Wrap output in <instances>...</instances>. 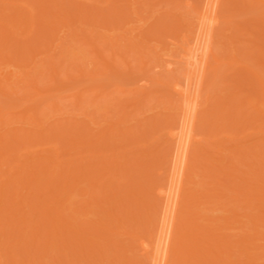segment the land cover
<instances>
[{"label":"rangeland","instance_id":"rangeland-1","mask_svg":"<svg viewBox=\"0 0 264 264\" xmlns=\"http://www.w3.org/2000/svg\"><path fill=\"white\" fill-rule=\"evenodd\" d=\"M2 1L3 0L0 1V7H1L0 8V24L9 25V23H10L9 32L11 34L10 33L5 34L6 31H4V33H1L3 35L4 34L6 35V37L4 36V38H6L7 41H5L3 36H1L0 38H3V39H0V40H2V41H0V47H2L1 42L5 41L4 43H7V44L5 45L6 48L3 49V47H2V51L0 52L3 54V56H4L3 58H5L4 60H1L4 62L0 63V73H3L5 76H7L8 73H12V75L18 74L21 77L20 78L21 81H18L20 83H18V84L16 83V85L11 84L10 83V82H12L11 80L12 79L14 80V78L11 77L9 82H7V84L10 83L11 86L10 87L7 86L8 91H6L7 88L5 87L6 88L4 90L5 94H2L5 96V98L0 93V108L3 111V112H0V116L2 118L3 113H4V115L6 114L5 117H9V120L7 121L8 124L5 121V119H3L4 117L2 119H0V120H2V122H4V124L6 123V125H5L6 127H4V128L0 127L1 128L0 129V135L2 137H4L3 138L4 140L9 139L10 135L13 134L12 131H14V133H15L16 130H18V129L22 130L23 129V131L27 130L28 132L30 130V131H32V133L34 132V134H35V131H38L37 133L39 135L41 134V131H42V134L40 136H42L44 132H45L44 135L51 133V134H49V136H51V137L46 135L45 140H47L48 137H49V140L50 139L52 140V141L50 140V142L48 144L47 141L44 142V139H43V142L47 143V144L42 146L41 143H43V142H40L42 140V138L39 141V143L38 142L36 143L37 140L34 141L33 144H36V145H32V143H30V145H27L26 143H28V141H27L28 139L26 140L25 136H24V139H22L21 142L19 140L18 143H14L16 141H13L11 139L13 141V143H10V145L11 144H13L14 146L17 145L18 148H20L21 145H23V146L25 145V147L23 148L24 150L19 149V150L23 151L22 153H20L21 157L20 156L16 157L15 153L13 155V150H15L14 149L15 147H13V148L11 146L7 147L8 149H6V151L10 152L11 157L8 158V156L5 155L6 158H4V160L2 158L3 162H2V160H0V166H1V168H0V185L2 186V190L4 187L2 184H4V185L7 184L8 186L4 187V190H5V188L8 187L9 188V190L7 188L8 192L12 193V191H11L12 186L13 187L15 185L17 186L18 184H16V183H19V182H17V180L18 181L22 180L25 183L26 182L24 179L25 177L22 178V177H17V176H20V174H23L26 171V170L22 171V169L24 168L23 167L24 164H25L24 166L26 167L28 172H30V173L34 172L35 173L36 170L38 169V167H36V165L33 166L31 164H32V161L36 164V162H35L36 159L39 162L40 161L42 162V160L47 159V160H45V162L43 161L41 163L42 165H40V168H44V171H46L48 169L49 171H46L45 175L47 174L50 177H55V179L57 177L56 175L59 174V176H60L59 178H61L62 180L59 179L60 181L56 185H58L59 187H61V185H62V188H64V186L67 185V184L65 185V183L68 182V179L70 180V178H66L65 176L71 175V174H65V176H64L63 171H65L67 169V172H68V169L70 170L72 163L74 166H76V165L83 166L85 164L87 165V163L88 164L91 163V164H93V167H96V168H98V167L104 168V166L106 165V167L108 169L106 167L105 168L108 171H110L109 170L110 167L113 166L112 163L116 164V162H117L116 165L118 166V164L121 165L123 162H125L124 163L125 165L124 164H122V165L124 166V168L126 166L125 170H127V173H128V166L130 165V163H132V161H134V160H138V161H134L135 167H134V162L132 163V165H130L131 167L129 166L131 168L130 171L133 170L132 172L134 174L131 172L133 174L132 175L129 172L130 176L129 175L127 176L126 175L127 173H126L125 175H122V176H124L123 178H121L122 176L120 177L118 175L120 178H117V180L119 179L118 181L122 182V185H121V183H118L117 184L119 186L118 187V186H116V182H118V181L115 180V181H113L114 183L110 181L112 183V185L115 184L113 186V188H111V189L106 188V186L110 184V183L108 184L107 180L109 181L110 179H112V177L110 176V173L107 176H110L111 178L106 176V172H108V171H106L105 174L102 173L101 176H103V177H101V176H98V175H100L98 173V171L96 173V170H98V169L93 168V170H95V175L98 174L96 176L99 177V179H96V181L98 180L97 182H93L94 179L93 180L90 179V178H92L93 175L92 176L89 175L90 178H89V176L86 175L88 178L86 177L85 179L83 178L84 180L82 179L83 181H79L77 177H78V175H82V173L80 174V171L78 172V169H77V167H81V166H77V167H75L76 168L75 170L78 172V174H76V177H75V173L74 174L72 173L73 174L72 177H75V179H77L79 181L77 184L76 190L77 189L85 190L87 192V194L85 196H83V195L80 196V195L75 194V191L72 189L73 190V191L71 190L72 194H73V192H74V194L73 195L71 194L70 195L71 197L68 194V196L70 198L67 199V196H65L66 198L64 200V199H62V198H64L63 196L62 197L58 196L62 200L63 205H61V204L58 205L56 203L51 204L49 202H46L47 206H51V205L55 204L56 206L55 205H53V206L58 210L56 212L60 211V214H68L70 216L73 214L72 212H75L76 207L77 208L80 207V209H82L83 206H85V204H88L87 202L89 200L88 199L89 196H91V199H93V197H94L95 200H97L98 204L99 203L103 204L104 202L105 203L107 202V198L109 197L108 196L107 198H105L107 195H110V197L112 195V197H113V194H114V196H116V198H114L113 200L116 202L115 203H114V201H111V202H112V206L114 203L116 208L114 210H110L111 212L109 211V214L113 213V215H114V213L115 214L117 213L116 218L114 217V219H115L114 221H116V219H119V217H120V220H122L123 223H125V226L124 227L122 226V228H125L126 230H124L122 228H120V230H119V227H121L119 225H123L122 221L120 223H118V225H117L116 223H114V221L110 220V218H111L110 217V218H108V221L110 220V223L113 226V229L110 230V232H109L108 228L104 227L105 225H108V221L105 220L106 217L104 215L103 216L99 215L100 212H98V209H97L98 215H96L97 213L96 214L93 213V211H92L93 209H91L92 212L90 210L86 209V212H84L85 215H83V213H82L83 211H77L76 210L77 212H81L83 215V216L79 215L80 217L78 216L77 221L79 219L80 220L79 222L85 221L86 223H92V228H93L92 230H94V231L93 232L91 231V234H87V232L91 229H88L90 227L87 226V229H88V231H87V230H85L86 227H84L85 229H83V230H85L87 235L84 234L82 236V238H84L86 241H88V243L91 242L90 246L88 247L89 249L86 248L88 245L85 246V243H86L85 240H82V242H84V245L81 244L82 242L79 243V241H81V239L79 241L74 240L75 242H78L81 246L79 244L75 243L74 241H72L75 243V245L76 244L77 245L75 246V245L70 244L72 246L71 247L68 244L67 239L65 240V237H62L61 235H60L61 238H63V241H65V242L63 243L61 240H59L60 241V243H59L57 241L60 237L59 235H58V239H56V238L54 239V242L57 241L58 246H61V248H62L63 246L65 247L64 244H66V241H67V244H66L67 248H69L68 246L71 247L68 250H65V248H64L63 251H65V252H63V253H62V250L60 248H58L57 252L55 251V249H51L50 245L49 246L47 245V247L44 248L45 244L40 245V242L42 239L40 241H31L32 238L28 239L25 236L24 231H26V233L28 231V233H30V235L35 233L37 236H35V234H34V237H40V236H38L40 234L36 233L37 231H34V232L32 231V228H33L32 226L38 225L39 228H37V229L35 227L34 228L38 231L40 230V232L42 231L41 233L44 235V237L46 236L45 232L48 231V230L45 231V229H47V227L43 228L42 225H40L41 220L38 219L39 218L38 213H40V212L35 211V213H37V218H34V217H36V215L33 216L31 211L28 212L29 207L32 205L33 206L30 207L32 209H36L35 207H37L40 203L41 204L43 203L46 206V203H44L45 201L44 202H42V201L45 200L44 197L46 199L49 197L48 196V192H49L48 189L51 188L48 186L49 188L47 189L46 185H42L43 190L39 186L41 191L40 190L36 191V193H39V196H40L39 199L37 196L38 194L37 195L33 194L35 189H31L30 186L28 187V189H30V190L27 192H29V193L33 192L32 196L34 197V199H36L35 203H33V201H34L33 200L32 202H30L28 209L25 206L24 210H22L21 212H17V213L23 212L25 214L24 217L26 219H24V220H27V222L25 221L26 223L25 224L23 223L24 224L23 226L22 225L20 226L18 224L19 218H21V219L24 218L23 213L18 215V220H17L18 225L16 223H14V220H16V219H14L13 217L16 218V216L12 217L14 219V220L12 219V222L15 224L14 227L18 231L20 229H24V231L22 230L23 235L27 239V240H25L24 244L25 243L27 244L28 241H30V243H33L32 245L35 246V247H33L34 249L31 247L34 251H36L37 248H40L39 246H42L43 250L47 251V254L50 253L49 255H47L44 252V254H43L44 258L41 257V255H39L41 258L42 264H50V262H52L51 264H53L56 257H58L59 260H61V262H63L62 264H71V263H73V264H77V263L78 264H88L87 261H88V259L90 260V258L93 259V262H92V260H90L89 264H91V263L100 264L99 262H100V260L101 261L103 260L102 256L105 252L102 254V251H100V253H98V251H95V250H101L102 248H106V246H108V247L110 246L111 252H110V250H108L109 248L107 247L108 249L107 248L106 249L108 250V254H110V257L108 256V254H107V256H105V254H104V257H107L109 260L112 259L118 263L119 261H122L121 259H123L126 262L123 264H128V263L129 264H145V263H149L150 262V261H148V260H150L149 257H146L147 254H145L146 258H144V255H143L144 252L141 250L142 248H140L142 240H144L142 238H143V236H145L144 238H146V236L148 237L149 234H151V231L153 232L155 224L158 222L157 218L155 217V210L158 211L159 208L157 207L158 206L157 202L160 200H157L158 196L156 197V195H158L157 192L159 189L157 190L156 188H157V186L159 187L161 184H165L162 181H165L167 179L168 174L165 173L167 170H164V168L167 169V167H165L166 162H168L167 160L170 158L169 157L170 155L167 156L166 154H169L168 153V152H170L169 149L173 146V144L171 146V143H170L171 140H169L170 136L168 134L170 133V128L171 129L174 128V127H172L173 124H171L172 121H176L175 118H173V116L174 117L177 116L176 119H178V120L181 119V118H179L180 117L179 115L182 116V114L177 113V111L179 112V110H181V108H180L181 104L179 105V107H177L178 104L180 103L179 102L180 99L178 101L179 97L176 94V92L174 93L175 88L173 86L177 83L178 80L180 81V84H181L184 80V76H186V74H187V69L185 67L184 60H183V58L181 60L179 58H181V56L183 57V55L180 56V54L183 53V52H180L184 47L182 45L185 44V46H187L188 44H190V43H186V41L189 42V40H190V38H192V36L191 37L189 36L190 38L187 36L188 39L186 40V38H185V40L183 39L184 41H182V38L185 37L186 35L190 34L191 33L190 31H192V30H194V32H195L196 26H194L193 24H195V22H196V24H198L197 21L199 20V17L196 19V17H197L196 13L199 14L198 10H200V9H198L195 11V9H197V5H199V8L202 7L200 5H203V4H197V3H199V2L202 3L203 1L202 0H168V1L167 0H71V3H67V2H69L68 0H65V1L64 0L63 1L62 0H57V1L55 0V2L53 1L55 4L50 2V4L52 3L50 5V7L49 6L47 7V5H44V4L40 5V3H43V1L45 3L46 0H42V2H40L41 0H39V1L38 0H22V2H21V0H14V2H11L10 0L4 1V4L10 3L9 5L8 4L3 5ZM34 1L37 2L38 5H36V3H34ZM223 1L220 5L221 6L220 11L218 12L220 14L217 13L219 15L218 18H220V19L217 20V21H219L218 23L216 22L217 24L215 23L216 28L214 29V32L215 31L216 32L214 33L215 36H213L214 37L213 42L215 44H213V48H212V49H214V50H212V51H214V54L216 53V57L218 56L217 59L218 60L221 59L220 60L221 63L213 62L214 60L212 61L214 64L213 63H212V65L210 64L211 65L210 67H212V68L209 69L210 72L207 74L209 76L204 78V82L202 85L203 89L200 90L202 93V97L199 100L200 101L199 114L197 117L198 119H197V124L195 127L196 128L195 134L197 135L196 136L197 141H196L195 145L193 144L191 154H190V157H191L190 163H189L190 168H189L188 173H187V178H186V182H185V186H184V190H183V202H182V207H181L182 213L180 212L182 214L181 216L184 218L180 219V220H182L181 222H179L180 220L178 221L180 224H178L177 232H179L180 235H178V233H177V235H178V237L185 235L188 238L196 239V237L197 236L199 237V235L201 233L200 236L203 235L202 237H204L202 239H205V237H207V236H209V237L211 236L212 238L217 237L218 240H219V238H221L219 241L218 240H216V241L221 242L223 240L224 243H222L221 245H218L220 243L217 244V242H216V244L218 246H220V248H221L220 252L222 251V253H221L222 255L219 256L220 252L218 253V250H216L215 248L214 249L212 248V250H213L212 252H214L216 250L215 254L217 253L219 256L217 258L218 261L216 260V257H215V261H216V263L218 262V264H241V263L242 264H251V263H253V264H264V217H261L260 219H258V220H262V222L260 221L261 223L259 221L255 222V221H257L255 219H257L260 216H264V181H262V179H264V178H262V177H264V175H261L262 173H264V172H262V171H264V96H261V94H258V91L260 92V89H259L258 85L256 87V85H255L256 83L253 85L252 84L253 82L252 83L249 82V83H251V86L248 83V81H250V80L252 81V79H254V77H253L254 75H252L251 73L255 74V71L260 70V72H259V73H261L260 75L264 74V70H262V69H264V57H262V55H264V39H262V38H264V32H262V30H264V29H262L260 31V29L262 27H264V0H223ZM32 4H34V6ZM47 4L49 5V2H47ZM53 4L55 5V7H53ZM67 4H69L70 6ZM59 5H61V6H59ZM74 5L76 8L73 7ZM78 5L80 7H78ZM10 8H15V9H18L17 12L18 11L22 12V14H24V16H26L25 18L23 16L24 19H26L27 16L31 18L32 14L36 15V19L38 18L37 16L41 12H46V14L44 15V17L38 18L36 20V22L34 21L36 23V25H35L36 27L33 26V28H37V29H35L34 31H31V32H33L32 34L30 33V31L28 29H26L24 31V32H26L28 30L27 33H23L22 30H18L19 25H18V27H16L17 23L14 24L11 22V20H8L9 15L14 17V19H18V16H15V13L14 14L9 13L8 10ZM63 8L66 11H69L66 14H69V13L71 14V15H68V18L65 17L61 12H58V10L62 11ZM222 8H223V10H221ZM12 10L10 12H12ZM84 10H85V12H84ZM14 12H16V10ZM84 13L86 14V18H85ZM87 14L90 15V18ZM53 15H54V17L56 16V18L58 17V19L60 21L58 22L57 21L58 19L57 20L55 19L56 20V22H55V20L52 19ZM91 16L93 18H91ZM2 17H4V18L2 19ZM77 17L82 18V21H84L85 24L81 21L79 22L80 18L76 19ZM96 17H97V19L95 20ZM45 18H46V21H45ZM193 18L197 21H193L194 20ZM24 19H22L23 22L25 21ZM27 19H28V21H30L29 18H27ZM47 19H51V22H50V20H47ZM69 19H71L72 21ZM76 20H78V21H76ZM32 21H33V19H31V22ZM89 21H91L92 24ZM31 22H29L30 24L29 25L27 24V25L28 26L34 25V24H31ZM53 22H55V23H53ZM192 22H194V23H192ZM86 23H87V25H86ZM37 24H39V25H37ZM43 24H46V26H48V27H46ZM189 24H190V26H189ZM215 24H214V27H215ZM11 25H12V27H11ZM54 25H56V26L58 25L56 30H54L55 32L53 30H50L52 28L49 29V26L53 27ZM41 26L43 28H45V30ZM192 26L194 27V29L191 28ZM256 26H257V28H256ZM23 27H25V26H23ZM170 27H173V28L176 27L174 29H177V30H173V28L171 29ZM238 27H243V28L245 27L244 29H247L249 31V34H247V33L245 34V32H244L245 35H242L240 32L238 34V32H237ZM27 28H29L31 30L32 27L30 26ZM169 28L171 29V31H169V30L167 31V29H169ZM46 29H48V30H46ZM0 30H2V29L0 28ZM167 32H169V33H167ZM257 32H259V33H257ZM260 32L262 35L260 34ZM29 33L31 36H29ZM232 33L237 36V39L235 38L236 36H234ZM238 35H240V36H238ZM260 35H261V37H260ZM181 46H182V49L180 48ZM9 47H10V49H9ZM90 48H92L91 49L92 51L90 50ZM185 48H187V47H185ZM16 51H17V53H16ZM93 51L97 52V54ZM7 52L9 54H7ZM20 52H22V53H20ZM94 53L96 55H98L100 58L98 59V56H96ZM183 54H185V53H183ZM254 54H255V56L258 55L259 58H255ZM232 55L234 57L235 56L236 57L234 58V57H232ZM8 56L10 58H13V59H9ZM29 58H30V60H29ZM229 58L232 61L231 65L228 64ZM235 59L238 61V63H235ZM5 60H6V62H5ZM20 61H22V64ZM224 61H226V62H224ZM17 62L20 64V66ZM23 62H24V65H23ZM105 63L107 64L108 69L105 67ZM258 63H259V65H258ZM102 65H104V66H102ZM144 65H146V66H144ZM181 65H184L185 68L182 69ZM220 65H221V67H220ZM181 70H182V74L180 75L179 72H181ZM246 71L251 72V73L248 72L249 74L252 75V76H250V78L248 76L249 74L243 76L244 75L243 73L245 72V74H246ZM238 72L241 75H239ZM51 73H53V74H51ZM237 75H239L240 77L242 76L241 79H244L243 80L244 83L247 82L248 85L242 84L244 87L241 85L238 86V83H236V80L240 79V77ZM182 78H183V80H181ZM245 79H246V81H245ZM31 81L34 84H32ZM230 81L233 83H231ZM238 81L240 84L241 80H237V82ZM232 84H234V85H232ZM246 85L248 87H246ZM11 88H13V89H11ZM36 88L38 89V91ZM248 88H250V89H248ZM171 90H173V91L171 92ZM36 91L38 93H39V91L42 92V94H40L41 98H40V96L38 98V93H37V95L35 94ZM203 92H204V94H203ZM6 93H7V95H6ZM253 95L255 96V99H254ZM262 95H264V94H262ZM173 97H174V99H173ZM242 97L243 98L245 97L246 99L248 97L251 98L250 104L252 103V101H253V103L250 105V104H248L249 102L248 103L246 102L247 104H245L246 99L244 98V100H243ZM232 98H233V100L235 99L234 100L235 102L232 100ZM256 99L258 100V102ZM259 100L262 102L260 103ZM242 101H244L245 106L244 105L242 106V103H241ZM222 102L223 103L227 102L228 105L225 106V108L223 105H221L222 107L220 106L221 107L220 111L222 110V112H223V110H224V112L223 113L218 112V115H220V116H218L216 112L219 111V109L217 108L216 103L222 104ZM233 102H234V104H233ZM132 103H133V105H132ZM229 103L232 105H230ZM6 104H8V105H6ZM224 105H226V104H224ZM53 106L57 109V111L54 112ZM237 106H238V108H236ZM241 106H242V109H241L240 114L238 112L239 117L237 115H236L237 117L234 116V114H235L234 112L237 113V109H240ZM216 108H217V110H215ZM228 108H230V109H228ZM29 109L30 110L33 109V111L30 112ZM176 109H177V111H176ZM227 109L229 110V112ZM28 110H29V112H28ZM230 110L231 111L234 110V111L231 112ZM34 111H35V113H34ZM212 112H214L215 114ZM22 114H23V117L26 114H27L26 116L29 115V118H28L29 121H30L31 117H34V114L36 117V118L35 117L32 118L34 120H36L38 116L42 115V117H39V119L43 123L41 124V123L37 122L38 119L36 121L37 124H36V122H34V124H36V125H33L32 124L33 122L31 123V121H30L31 124L21 123L20 121H22V119H19V118H17V119H19L20 121L17 120L16 122H13L12 121L13 118H10L11 116L12 117L18 116V115L22 116ZM251 114H252L251 117L253 119H251V117H249ZM257 114H260V115L257 116ZM30 115H33V116H30ZM43 115L45 118L43 117ZM206 115H207V118H206ZM231 115H233V116H231ZM253 115L255 117H253ZM213 116H214V118H216V120L213 118ZM220 117L222 118V120ZM217 120H219V121H217ZM234 120L237 123H235ZM251 120H255V121H251ZM23 121H25V120H23ZM117 122H119V123L117 124ZM178 122H180V120ZM238 122H239V124H238ZM153 123L156 125L155 126L156 128L153 127L154 132L152 129V126H154V125H152ZM169 123H170V125H169ZM114 124H117V125L114 126ZM33 126H35V127L36 126L37 127L42 126V128L39 127L37 130V129H34L35 127H33ZM150 126H151V129H150ZM224 126H226V127L224 128ZM238 126H239V128H238ZM115 128H117V129H115ZM223 128L225 129L224 131H226L225 133L222 132ZM227 128H229V129H227ZM4 129H6L5 131L7 133L3 136ZM167 129L169 131L168 133H167ZM39 130H41V131L39 132ZM61 130H62V132H61ZM117 130L121 131V134H119L121 136L118 135ZM18 131H20V130H18ZM57 131H58V133H57ZM132 131H133L134 135H135V133L137 135L139 134L138 137H140V138L137 137L136 141L134 140V138L137 135H135V137H134V135L132 134ZM151 131H152V133H151ZM232 131H233V133H232ZM111 132H113L112 136L113 137L115 136V139H112V140H115L113 143H112V140H110V137L112 138V136L110 134ZM115 132L117 134H115ZM229 132L233 135H231ZM88 133L91 134V136L88 135ZM129 133H131L133 135V137H134V138L132 137L133 139H131L130 136H129L130 138L128 137ZM56 134H57V136H56ZM106 134L108 136L107 139L109 141H111L110 144H109V141H108V143L106 142L107 141L105 138ZM113 134H115V135H113ZM53 135H55V136H53ZM124 135L127 137L125 138ZM11 136L13 137V135H11ZM87 136H89V137L86 138ZM2 137L0 139H2ZM56 137H57V139H56ZM103 137L105 138L106 141L104 140ZM14 138H15V136H14ZM59 138H60V140L58 141ZM67 138L70 139V144L73 145V146H71V149H68V147H70V146H68L69 144H66L67 141L69 143V140ZM84 138H86V139H84ZM139 139L142 140V143H141V140H139ZM71 140L73 143H74V140L76 142L77 141L78 142L75 144H72ZM79 141L83 142V146L81 144H79ZM100 141H102L103 143L106 142L108 144L109 148L105 143L103 145L102 142H100ZM134 141L138 144H136ZM137 141H140V143ZM29 142H30V140H29ZM51 143L52 144L57 143V144L52 145ZM84 143L85 144L87 143V146H91L89 144L94 143V145H93V146H95L94 151L97 155L94 153V151L92 153H88V150H87L88 147L86 145H84ZM38 144H39V146H38ZM76 144H78V145L74 146ZM105 145H106V148L103 149L105 147ZM52 146H54V147L52 148ZM79 146H81L80 148H82L81 150H80V148H78L79 153H77L78 149L77 150L73 149V151H72V147L77 148ZM26 147H28L29 149ZM48 148H50V149H48ZM83 148H84V150H83ZM151 148H153V149H151ZM51 149H53L52 150L53 153L51 152ZM54 149L56 150L55 152H54ZM122 149H124V151ZM145 149H146V151H145ZM147 150H149L148 152H153V154L151 153L148 156V154L143 153V151L147 152ZM239 150H241V151H239ZM21 151H19V152H21ZM25 151L27 153H25ZM242 151L244 153H242ZM19 152H17V155ZM49 152H50L51 157H49L47 155ZM125 152L128 156L125 154ZM140 152L143 153V156L145 154L147 157L146 156L141 157L142 155H140V156L136 155V154H139ZM142 153H140V154H142ZM118 154H121V155H118ZM122 154H123V156H122ZM41 155L43 157H41ZM117 155L120 156V159H118V160L116 159V158H118ZM150 155H152V156H150ZM121 156L125 160L121 159ZM201 156H202V158H201ZM32 157H34L35 160ZM165 157L166 158L168 157V159L166 160ZM20 158H21V160H20ZM39 158L40 159L42 158V160H38ZM43 158H45V159H43ZM82 158H84L83 162H81L83 160ZM138 158H140V159H138ZM144 158H147V159H144ZM200 158L203 160L201 161ZM141 159H143L145 161V162L143 161L144 164L146 163L144 166H140L143 163V162L141 163V161H140ZM251 159H252V162H251ZM11 160L14 163H11L12 162ZM14 160H16V161H14ZM69 160L71 161V163L69 162ZM206 160H209L211 162V164L214 166V168L211 164H208L206 162ZM238 160H240V161H238ZM20 161H22V162L19 163ZM28 161H30V162H28ZM7 162L8 163L10 162L12 166L10 167L9 166L10 164H7ZM27 162L31 163V164H27ZM98 162H100V164ZM137 162H139L141 164L139 165V163H138V165H139L138 166V165H136ZM163 162H165V163L163 164ZM22 163H23V165H21ZM94 163L95 164L98 163L99 165L95 166ZM226 163H227V165H226ZM17 164H19L18 165L19 167L17 166ZM61 164L63 165V167L65 166L64 167L65 170H62V174H63L62 177H64V179L61 177L62 174L59 173V168L62 166ZM65 164H71V165H65ZM127 164H128V166H127ZM6 165L9 166L10 168L9 167L6 168ZM122 165L120 168H123ZM161 165H163V166H161ZM238 165H239V167H238ZM30 166H33L34 168H37V169H34L33 167L31 168ZM167 166H169V165H167ZM87 167H88V165H87ZM45 168H47V169H45ZM90 168H92V166ZM206 168L209 170H207ZM9 169H10V171H9ZM89 169H88V172L91 170V169L90 170ZM215 169H217L219 172ZM220 169H222V170H220ZM234 169H235V171H234ZM93 170H91V171H93ZM162 170L164 172L163 174L166 175L165 180H164V175H162ZM71 171H72V169H71ZM86 171H87V169H86ZM111 171H112L111 175H114L115 173L113 174V168ZM10 172L14 173V174H10ZM28 172L26 174H28ZM48 172H51V173L49 174ZM121 172H122V174H124L123 171L119 170V174ZM243 172H245V173H243ZM2 173H4V174L2 175ZM116 173H118V168H117ZM36 174H37V172H36ZM144 174H146V176H147L145 178L147 181L143 178L142 179L145 181L141 180V177ZM244 174H247V175L244 176ZM252 174H254V175H252ZM24 175H25V173H24ZM47 175L45 177H47ZM118 176L116 175V177H118ZM220 176H222V177L219 178ZM41 177L43 178V176H41ZM41 177H40V179H41ZM50 177H48L47 179H49ZM126 177L128 179L130 177L131 179L127 180ZM101 178L105 179V181L103 179L102 180L104 181V183H107L106 186L105 185L103 186L102 180H100ZM132 178H133V181H132ZM161 178H163V179H161ZM55 179L53 180V182L55 181ZM124 179H126V180H124ZM231 179L233 181H231ZM9 180L11 182H9ZM26 180H27V176H26ZM36 180H38V179H36ZM36 180L35 181L33 180V181L36 182ZM57 180H58V178H57ZM89 180H91V181H89ZM112 180H114V179H112ZM134 180L137 182H134ZM7 181L9 184L6 183ZM22 181H20V182H22ZM130 181H132V183H135V184H133V189L135 188L138 190L142 186L144 187V188L142 187L144 190V192H142V195L146 196L147 198L144 196L139 197L138 194L135 192V190L131 191L133 194H135L134 199H136V197H137L138 201L146 199L145 201H143L144 202L143 204H145V205H141L142 207L139 206V208H141V209L144 208V210L140 209V211H139L138 206H136L134 203L136 200L134 201V199H132V202H131V201H126L125 198H122V196L124 194L126 195L128 193V188H127V185H125V184L126 183L130 184L129 183ZM149 181H150V184H149ZM56 182L57 181H55L54 183H56ZM88 182L91 183L90 185H92V184L94 185L97 183L99 184V182L102 183V186H100L101 184H99L98 187H96V185H95V188L94 189L92 188V191L93 190L97 191L96 193L98 196H96L95 192L94 193L90 192V189L88 188L89 187ZM123 182H125V184ZM138 182H140L142 184V185L140 184L141 187L134 186V185H139ZM237 182H239V183H237ZM136 183H138V184H136ZM166 183H167V180H166ZM26 184H27V182H26ZM37 185H39V184H37ZM74 186H76V183ZM111 186H109V187H111ZM229 186H230V189H228ZM18 187L19 188L17 189V192H16L17 194L19 193V191H21L20 190L21 185ZM44 187L47 190L44 189ZM54 187H55V185H54ZM59 187L56 186V190ZM114 187H115V190H114ZM162 187H165V185ZM69 188L70 187H68V189H67L68 191H69ZM90 188H91V186H90ZM124 188H127V190ZM237 188H238V191H237ZM260 188H261V190H259ZM65 189H64V192L66 193ZM88 189H89V191H88ZM108 189H109V193L107 194L106 191H108ZM241 189H245V190H243L244 192ZM26 190L24 189V191H26ZM79 190H78V193H79ZM155 190L157 191L156 193L154 192ZM0 191H1V188H0ZM22 191H23V189H22ZM52 191H50V192L52 193ZM68 191H67V193H68ZM211 191H213V192H211ZM3 192H6V191H3ZM257 192H259V193H257ZM20 193L24 194V195L26 194V192L25 193L20 192ZM29 193H27V194H29ZM54 193H56V192H54ZM91 193H93V194H91ZM154 193H155V195H154ZM250 193H252L251 195L254 194L255 196L254 195L251 196ZM256 193L260 194V195L257 196ZM5 194L7 195V192ZM30 194H29V196H30ZM46 194L48 197L44 196ZM243 194H246V195H243ZM12 195H14V194H12ZM49 195H51V194L49 193ZM17 196L18 195H15V197H17ZM20 196L22 197V195H20ZM119 196L123 199V200L121 199L120 202L118 200V198H120ZM41 197H42V199H41ZM100 197L102 198L101 200L103 201V203L101 202ZM9 198H11V197H9ZM17 198H19V197H17ZM22 198L26 199V197H22ZM245 198L247 201L244 200ZM253 199H255V201ZM10 200H12V199H10ZM63 200L65 202H63ZM109 200H110V198H109ZM84 201H86V203ZM189 201L192 203L193 206L190 205L191 203ZM4 202L5 201H3V203ZM83 202H84V204H83ZM90 202H92V201L90 200ZM97 202L94 201V203H97ZM11 203H14V202H11ZM15 203H16V200H15ZM77 203H78V205L76 206ZM22 204H24V203H22ZM110 204H109V206H111ZM126 204H128L127 208H126V206H127ZM132 204H134L135 206L133 205L132 209H128V208H131L130 205H132ZM139 204H141V202ZM1 205H2V203H1ZM1 205H0V208H1ZM13 205L15 206V204H13ZM94 205H92V206L96 207V205L95 206ZM45 206H44L43 210L41 209L42 211L47 210V208H45ZM53 206H51L49 208V210H50L49 214L50 215L53 214L52 210H55V209H53ZM87 206L92 207L90 204H88ZM109 206H108V208H109ZM112 206H111V208H112ZM183 206H184V208H183ZM2 207H3V205H2ZM119 207H122V208H119ZM133 207H135V209ZM159 207H160V205H159ZM23 208L21 207V209H23ZM40 208L41 207H39V209ZM156 208H158V209H156ZM161 208H162V205H161ZM126 209H128V210H126ZM136 209H137V211H136ZM1 210H2V208L0 209V212H2ZM6 210H9V208ZM104 210H106V209H104ZM104 210H103V212H104ZM122 210L123 211L125 210L128 212L130 210H132L135 212L134 215L138 212L141 213V215L138 216V221L134 220V219H132L133 221L132 220L130 221V219H128L129 221H126V219L124 217L125 211L123 213ZM11 212L13 213V211H11ZM103 212H101V213L103 214ZM183 212H185V213L183 214ZM8 213H7V215H8ZM75 213L73 214V216L76 219L77 213L76 214ZM106 213H107V211H106ZM142 213H144V215ZM159 213H161V211ZM191 213L193 215L192 217H191ZM185 214H187V215H185ZM107 215H108V213H107ZM113 215H112V218H113ZM119 215H121V216L123 215V218L125 220H123L122 217ZM158 215L160 216V214H158ZM188 215H190V217ZM254 215L255 216L257 215L256 218ZM258 215H260V216H258ZM8 216H10V215H8ZM53 216H55V213L53 214ZM141 216H146L147 219H144V217H142L141 219L142 220L144 219V220L143 221L140 220L141 221L140 222L139 217H141ZM148 217H149V219H148ZM253 217L255 218L254 220H253ZM53 218H57V217H53ZM67 218L68 217L66 216L65 219H67ZM126 218H127V216H126ZM133 218H137V214H136V217L133 216ZM185 218L188 221H190L191 224H189L190 222L189 223L187 221L185 222L184 221V220H186ZM0 219H1V217H0ZM45 219H43V220H45ZM9 221L10 220H8L7 222H3L2 224L0 221V229L3 227V230H4L3 233H6L5 235H6L7 239H10L12 235L16 234L15 232H13V231H15V229L13 231L12 230L10 231V228L8 226L9 231H10L9 232L8 228L5 226L4 223H6V225H7L9 223ZM32 221L34 222V225H32ZM68 221H70V220H68ZM135 221H136V224L134 223ZM46 222L49 224L50 227L55 225V222L52 221V218L51 219L47 218ZM93 222L95 224H93ZM138 222L141 223L140 226L139 225L136 226ZM187 223L189 225L185 226ZM3 224H4V226H3ZM26 224H27V228H25ZM68 224L70 225V223H68ZM81 224H82V222H81ZM183 224H185L184 225L185 227H183V230H181L179 227L182 228ZM126 225H127V227H126ZM11 226H13V224L10 225V227ZM77 226L78 225H74V223L71 225V227L72 228L75 227V229ZM100 226H101V229L105 230L108 233L107 234L103 231L105 234H107L106 235L107 237H105V235L102 238L98 237L99 233L97 231L99 230ZM28 227H30V229H28ZM58 227H60V226H58ZM4 228L5 229L7 228L6 231ZM11 228L13 229V227H11ZM72 228H71V231L74 232L75 229H73L74 230L73 231ZM200 228H201V230H200ZM203 228L206 230H204ZM197 229H199L200 231ZM121 230H122V232H121ZM178 230H180V231H178ZM22 231L20 230V233ZM57 231H58V228H57ZM12 232H13V234H12ZM66 232H68V231H66ZM85 232L83 231V233H85ZM132 232L135 234L131 235ZM9 233L12 235H10ZM77 233H78V231H77ZM79 233H81V232H79ZM49 234H50V232H49ZM115 234H118V235H115ZM128 234H130L131 236ZM5 235L0 233V238H2V237L5 238ZM64 235H66V233ZM189 235H191V236H189ZM204 235H206V236H204ZM69 236H68V238H69ZM71 236L73 238L75 235L74 236L71 235ZM126 236H128L129 238ZM185 236H183V237H185ZM49 237L48 238L46 237V241H48L47 239H50ZM242 237H243V239H242ZM151 238H153V236H151ZM214 238H213V241H215V239H216V238L215 239ZM24 239L25 238H23L22 241ZM107 239L109 242L107 241ZM140 239H141V241H140ZM146 239L149 240L150 237L146 238ZM202 239L200 238V240H202ZM207 239H208V237H207ZM1 241H3V238L0 239V242ZM13 241H11V243ZM17 241H18V239H17ZM22 241H20L21 244H22ZM50 241L52 242L51 244H55L52 239H50ZM202 242H204V241H202ZM4 243H5V241H4ZM11 243L9 241V244H11ZM212 243H214V242H212ZM0 244L2 245L3 242H1ZM120 244H121V246H120L121 248H122V246L125 247L127 257L125 256V254L118 253V252L122 251V250H120V251L118 250L119 249L118 246ZM216 244H214V245H216ZM224 244H225V246H224ZM1 245H0V254H1L0 255L1 256L0 257V261H1L0 264H2V263L6 264L5 259L9 256H7V254L5 252H3L4 250L1 248H3L4 246H1ZM8 245H7V247H9ZM19 245L20 244L18 243L17 246H19ZM29 245H31V244H29ZM94 245L97 246L98 248L99 247H101V248L95 249L92 251L91 247L92 246L94 247ZM204 245H205V243H204ZM228 245L230 246V248L228 247ZM12 246L10 247L11 249H12ZM17 246L15 245V247L17 248L16 250H15V247L13 248L17 254L15 253V251H13V249L12 250L9 249V251L14 252L16 254V256L18 257L19 256L18 252L20 250H18ZM54 246H56V244ZM77 246L79 247V250L83 246H85L84 248H86L87 250L82 248V249H84L83 252L86 253V251H87V253L89 252L88 253L89 255L86 256L87 255V253H86V255L83 254V257H82L78 253V247ZM103 246H105V247H103ZM114 246H116L117 248L114 249ZM218 246L216 248H218ZM221 246L223 248L226 247L225 248L226 250L224 253H223L224 250ZM20 247L22 248V251L20 252V254H22L24 256L26 255L25 256L26 258L24 257L25 260L27 259L28 254L30 255L32 252L34 253V251L29 250V248H30L29 246H28L29 248L27 246L25 247V249L28 248V251L23 250L22 246H20ZM211 247H212V245H211ZM52 248H54V247L52 246ZM74 248H75V250H77V252H74L75 257L72 255L73 253H71V250L74 251ZM94 248H96V247H94ZM7 250L8 249H6L5 251H7ZM69 250H70V252H69ZM81 250H80V252H81ZM88 250H90V251H88ZM107 250H105V251H107ZM204 250L202 249L201 253H199V255L201 257H202L201 254ZM29 251H31V252L29 253ZM22 252H24V254ZM241 252H242V254H241ZM14 253H12V255ZM38 253H40V252H38ZM67 253H69L68 255H71V256H68ZM32 254H31V256L33 257L35 253L33 255ZM97 254H99L98 256L101 259L97 258L98 257ZM100 254H102V255L100 256ZM5 255H6V257H4ZM12 255H11V257H12ZM46 255H47V257L45 258ZM50 255H51V257H50ZM55 255H56V257H55ZM199 255H195L196 259H197V256H199ZM37 256L38 255L36 254L35 257H37ZM48 256H49V258H48ZM93 256L96 257L97 260H95L93 258ZM171 256L173 257V254ZM204 256H203V258H204ZM11 257H9V259ZM32 257H29L28 260L31 258V260L34 261L33 262V264H34L36 262L34 259H36V258L33 259ZM53 257H55L54 261H52L53 259H51ZM70 257H73L74 259L79 257L83 261L78 262L80 260V259H78V261L76 260V262L74 261L75 262L74 263L73 259H70L72 261H69L68 258H70ZM115 257H117L119 259V261L116 260ZM249 257L252 258V260L254 258V261L252 262V260H249V261H247L248 263H246V260H248ZM12 258L13 259L15 258L14 255ZM20 258H21V255H20ZM20 258L18 257L17 259H20ZM40 258H39V260H40ZM126 258H128V259H126ZM210 258H211V256L208 259L209 261L207 260V262H205L206 264L210 263V260H211ZM230 258H231V260H230ZM9 259L7 258L6 260L8 261ZM21 259H22V262H24L22 264H25V263L30 264L31 263L30 262L31 260H29V263L23 261L24 260L23 256ZM85 259H87V261ZM98 259H99V261H98ZM108 259H107V261H108ZM145 259L147 260V262H145L146 261ZM56 260L59 264H61L58 259H56ZM174 260H175V258H174ZM174 260L172 259V262H173L172 264L176 263ZM10 261H11V259H10ZM124 261H122V262H124ZM212 261H214V260H212ZM57 262L55 261V263H57ZM8 263H9V261L7 262V264ZM17 263H15V261L13 262V264H17ZM20 263H18V264H20ZM103 263H104V261H103ZM107 263H109V262H107ZM117 263L113 262V264H117ZM205 263L203 262V264H205ZM211 263H214V262H211ZM10 264H12V263H10ZM120 264H122V263H120Z\"/></svg>","mask_w":264,"mask_h":264},{"label":"bare ground","instance_id":"bare-ground-1","mask_svg":"<svg viewBox=\"0 0 264 264\" xmlns=\"http://www.w3.org/2000/svg\"><path fill=\"white\" fill-rule=\"evenodd\" d=\"M1 1V0H0ZM4 1H6V0H3L2 2H3V5H9L10 3H5L4 4ZM11 2H14V0L12 1V0H10ZM39 1V0H38ZM55 2V0H46V4L44 3V1H43V3H40V5H42V4H44V5H47V7L49 6L50 7V5L52 4V3H54ZM57 1V0H56ZM63 1V0H62ZM65 1V0H64ZM69 2H67V3H71V0H68ZM168 1V0H167ZM203 2L202 3H197V4H203V5H200V6H202V7H200L199 8V5H197V9H195V11L196 10H198V9H200V10H198V13L199 14H197L196 13V19L199 17V22L197 21V20H195L194 18V20L193 21H197V23L198 24H196V22H195V24H193L194 26H196V28H195V32H194V30H192V29H194V27L192 26L191 28V30L192 31H190L189 33L190 34H188V35H186L185 37H183L182 38V41H184L185 40V38H186V40L188 39L187 38V36L189 37H191L192 36V38H190V40H189V42L188 41H186V43H190V44H188L187 46H185V44L184 45H182V46H184L183 47V49H182V46L180 47L181 49V51L180 52H183V53H185V54H180V56L181 55H183V57L181 56V58H179L180 60L183 58V60H184V64H185V67H186V69H187V74H186V76H184V80H183V78L181 79V80H183V82L180 84V81L178 80L177 81V83L173 86L175 89V91H174V93L176 92V94L178 95V101H179V99H180V103L178 104V106L177 107H179V105H180V108H181V110H179V112L177 111V109H176V111H177V113H180V114H182V116L181 115H179L180 117L179 118H181V119H179L180 120V122H178L179 120L178 119H176L177 118V116L176 117H174L173 116V118H175V120L176 121H172V123L171 124H173V126L172 127H174V128H170V133L168 134L170 137H169V140H171L170 141V143H171V146H172V144H173V146L169 149L170 150V152H168L169 154H166L167 156H169L170 158L168 159V157L166 158V160L168 161V162H166V166L165 167H167V169L166 168H164V170H167L165 173H167L168 174V176H167V183H166V180H165V177H166V175H164L163 173V170H162V175H164V180L165 181H162L163 183H165V184H161L159 187L157 186V190H158V192L155 190L154 192L156 193L157 192V194L158 195H156V197L158 196V198H157V200H160V201H158L157 203H158V208H156V209H158V211L157 210H155V217L157 218V223L155 224V227H154V229H153V232L151 231V234H149V236L147 237L146 236V238H149L150 237V239L149 240H147L146 238H144L145 236H143V238L142 239H144V240H142V243H141V247L140 248H142L141 250L144 252V258H146V257H149V259L150 260H148V261H150L149 263L150 264H172L173 262H172V259L174 260V258H175V264H203V262L205 263V262H207V260L209 259V257L211 256V260H210V263L209 264H218V262L216 263V261H215V257H216V260H217V258L220 256V255H222L221 253H222V251L220 252V250H221V248H220V246H218V245H221L222 243H224V241L222 240L221 242H218L221 238H219V240L217 239V237H213L214 239H215V241H213V238L210 236H207L208 237V239H207V237H205V239H202V238H204V237H202V236H200L201 235V233H200V235H199V237L197 238L196 237V239H194V238H188L187 236H185V235H183V236H185V237H183V236H179L178 237V235H180L179 234V232H177V227H178V224H180L179 222H181L182 220H180V219H182V218H184V217H182L181 215V207H182V202H183V190H184V186H185V182H186V178H187V173H188V170H189V168H190V154H191V150H192V146H193V144L195 145V143H196V141H197V135L195 134V127H196V124H197V117H198V114H199V106H200V99H201V97H202V93H201V91L200 90H202L203 88H202V85H203V82H204V78L205 77H208L209 75H207L209 72H210V68H212V67H210L211 65H212V63L213 62H218V63H221V59L220 60H218L217 59V57H216V53L214 54V51H212V50H214V49H212L213 48V44H215L214 42H213V39H214V37L213 36H215L214 35V33L216 32H214V29L216 28V24L219 22V21H217L218 19H220V18H218V14H220V13H218L219 11H220V8H221V3H222V1L223 0H202ZM21 2H22V0H21ZM25 2V1H24ZM40 2H42V0L40 1ZM47 2H49V5L47 4ZM50 2H52L51 4H50ZM224 2V1H223ZM34 3H36V5H38V3L37 2H35L34 1ZM55 4V3H54ZM53 4V7H55V5ZM60 4V3H59ZM73 4V3H72ZM78 4V3H77ZM33 6H34V4H32ZM62 5V4H61ZM61 5H59V6H61ZM67 5H69V4H67ZM80 5V4H79ZM78 5V7H80ZM63 6V5H62ZM70 6V5H69ZM73 7H75V5L73 6ZM1 8V7H0ZM76 8V7H75ZM82 8V7H81ZM3 9V8H2ZM13 9V10H12ZM84 9V8H83ZM12 10V12H10ZM16 10V12H14ZM17 10L18 9H15V8H10L8 11H9V13L11 14V13H15V16H18V19H14V17H12V16H8V20H11V22L12 23H14V24H16L17 23V25H16V27H18V25H19V27L21 28H19L18 27V30H22L23 31V33H27V31L29 30L30 31V33L32 34L33 32H31V31H34L35 29H37V28H33V26L34 27H36L35 25H36V20L38 19V18H40V17H44V15L46 14V12H41L37 17V19H36V15H33L32 13V15H31V18L30 17H28L27 16V18H29V20L30 21H28V19L26 20V19H24L26 16H24V14H22V12H20V11H18L17 12ZM86 10V9H85ZM85 10H84V12H85ZM221 10H223V8L221 9ZM45 11V10H44ZM64 13H63V12ZM62 11L60 10H58V12H61L65 17H67L68 18V15H71L70 13L69 14H66L67 12H69V11H66L64 8L62 9ZM81 11V10H80ZM21 13V14H20ZM44 13V14H43ZM218 13V14H217ZM48 14V13H47ZM66 14V15H65ZM76 14V13H75ZM83 14V13H82ZM85 14V13H84ZM50 15V14H49ZM52 15V14H51ZM88 16H89V18H90V15L89 14H87ZM5 16V15H4ZM23 16H24V18H23ZM73 16V15H72ZM75 16V15H74ZM33 17V18H32ZM52 17V16H51ZM50 17V18H51ZM84 17V16H83ZM195 17V16H194ZM4 17H2V19H3ZM35 18V19H34ZM80 17H77L76 19H79ZM85 18H86V14H85ZM91 18H93L92 16H91ZM22 19H24L25 21L23 22L22 21ZM31 19H33V21L31 22ZM52 19H58V17L56 18V16L54 17V15H53V18ZM74 19V18H73ZM97 19V17L95 18V20ZM47 20H50V22H51V19H47ZM56 20H55V22H56ZM69 20H71V19H69ZM68 20V21H69ZM94 20V19H93ZM7 21V20H6ZM17 21V22H16ZM35 21V22H34ZM39 21V20H38ZM45 21H46V18H45ZM53 21V20H52ZM58 22L60 21L59 19L57 20ZM65 21V20H64ZM67 21V22H68ZM72 21V20H71ZM76 21H78V20H76ZM83 22L84 24H85V22L84 21H82V18H80V20H79V22ZM221 21V20H220ZM4 22V21H3ZM20 22V23H19ZM22 22V23H21ZM29 22H31V24H34V25H30L32 28H31V30L29 29V28H27V27H30V26H28L30 23ZM55 22H53V23H55ZM57 22V23H58ZM88 22V21H87ZM89 22H91V21H89ZM217 22V23H216ZM7 23V22H6ZM25 25H24V24ZM82 23V24H83ZM94 23V22H93ZM192 23H194V22H192ZM216 23V24H215ZM28 24V25H27ZM47 24V23H46ZM46 24H43V25H45L46 26ZM80 24V23H79ZM91 24H92V22H91ZM95 24V23H94ZM214 24H215V27H214ZM37 25H39V24H37ZM42 25V24H41ZM86 25H87V23H86ZM257 25V24H256ZM9 26V27H8ZM23 26H25V27H23ZM55 26V27H54ZM53 27H50L49 26V29L50 28H52V29H50V30H56V28H57V26L56 25H54ZM189 26H190V24H189ZM241 26V25H240ZM258 26V25H257ZM257 26H256V28H257ZM260 26V25H259ZM11 27H12V25H11ZM42 27V26H41ZM46 27H48V26H46ZM255 27V26H254ZM0 28L2 29V30H0V37L1 36H3V38H4V36L6 37V33H10L9 32V30H10V23H9V25H3V24H0ZM14 28V27H13ZM43 28V27H42ZM54 28V29H53ZM171 29L173 28V27H170ZM167 29V31L169 30V31H171V29ZM174 28H176V27H174ZM173 28V30H177V29H174ZM245 28V27H244ZM243 27H238L237 28V32H238V34H239V32L242 34V35H245L246 33L247 34H249V31L247 30V29H244ZM261 28V27H260ZM259 28V29H260ZM26 29H28L26 32H24ZM44 30H45V28H43ZM262 29H264V27H262L261 29H260V31L262 30ZM46 30H48V29H46ZM250 30V29H249ZM4 31H6L5 32V34L3 35V34H1V33H4ZM165 31V30H164ZM163 31V32H164ZM252 31V30H251ZM52 32V31H51ZM55 32V31H54ZM53 32V33H54ZM166 32V31H165ZM235 32V31H234ZM244 32H245V34H244ZM253 32V31H252ZM251 32V33H252ZM255 32V31H254ZM262 32H264V30H262ZM30 33H29V36H31L30 35ZM167 33H169V32H167ZM257 33H259V32H257ZM11 34V33H10ZM194 34V35H193ZM233 34V33H232ZM231 34V35H232ZM240 34V35H241ZM260 34H261V32H260ZM234 35V34H233ZM240 35H238V36H240ZM262 35V34H261ZM261 35H260V37H261ZM184 36V35H183ZM234 36H236V35H234ZM247 36V35H246ZM3 38H0V39H3ZM12 38V37H11ZM236 39H237V36L235 37ZM5 39V41H7L6 40V38H4ZM184 39V40H183ZM260 39V38H259ZM262 39H264V38H262ZM0 41H2V40H0ZM4 41V42H5ZM215 41V40H214ZM257 41V40H256ZM4 42H1V45H2V47H3V49H5L6 47H5V45L7 44V43H4ZM25 42V41H24ZM236 42V41H235ZM9 43V42H8ZM92 43V42H91ZM4 44V45H3ZM2 47H0V52L2 51ZM16 47V46H15ZM92 47V46H91ZM185 47H187V48H185ZM14 48V47H13ZM250 48V47H249ZM252 48V47H251ZM9 49H10V47H9ZM15 49V48H14ZM92 48H90V50H91ZM8 50V49H7ZM12 50V49H11ZM10 50V51H11ZM92 51V50H91ZM93 52H95V51H93ZM5 53V52H4ZM16 53H17V51H16ZM20 53H22V52H20ZM96 54H97V52H95ZM94 53V54H95ZM256 53V52H255ZM258 53V52H257ZM261 53V52H260ZM1 55H0V61L1 60H4L5 58H3L4 56H3V54L2 53H0ZM6 54V53H5ZM7 54H9L8 52H7ZM95 54V55H96ZM248 54V53H247ZM100 55V54H99ZM10 56V55H9ZM8 56V57H9ZM12 56V55H11ZM96 56H98V55H96ZM254 56H255V54H254ZM257 56V57H256ZM255 56V58H259V56L258 55H256ZM19 57V56H18ZM232 57H234L233 55H232ZM236 57V56H235ZM234 57V58H235ZM262 57H264V55H262ZM3 58V59H2ZM100 57L98 56V59H99ZM221 58V57H220ZM227 58V57H226ZM233 58V59H234ZM9 59H13V58H10L9 57ZM23 59V58H22ZM25 59V58H24ZM97 59V58H96ZM16 60V59H15ZM29 60H30V58H29ZM179 60V61H180ZM214 60V61H213ZM229 60V62L231 61V59L229 58L228 59ZM18 61V60H17ZM24 61V60H23ZM104 61V60H103ZM213 61V62H212ZM258 61V60H257ZM260 61V60H259ZM4 61H1L0 63H3ZM5 62H6V60H5ZM21 62V64H22V61H20ZM98 62V61H97ZM181 62V61H180ZM224 62H226V61H224ZM228 62V64H230L231 65V63H232V61L229 63ZM18 63V62H17ZM111 63V62H110ZM235 63H238V61L235 59ZM261 63V62H260ZM19 64V63H18ZM211 64V65H210ZM214 64V63H213ZM225 64V63H224ZM262 64V63H261ZM23 65H24V62H23ZM109 65V64H108ZM258 65H259V63H258ZM19 66H20V64H19ZM102 66H104V65H102ZM144 66H146V65H144ZM223 66V65H222ZM22 67V66H21ZM24 67V66H23ZM105 67L107 68V64L105 63ZM109 67V66H108ZM181 67H182V69L183 68H185L184 67V65H181ZM220 67H221V65H220ZM253 67V66H252ZM261 67V66H260ZM104 68V67H103ZM259 68V67H258ZM108 69V68H107ZM253 69V68H252ZM257 69V68H256ZM261 69V68H260ZM247 70V69H246ZM255 70V69H254ZM258 70V69H257ZM262 70H264V69H262ZM261 70V71H262ZM250 71V70H249ZM248 71V72H249ZM107 72V71H106ZM247 71H246V74H245V72L243 73L244 75L243 76H245V75H248L249 73H251V72H249L248 73ZM260 72V70L259 71H255V74H253V73H251L252 75H254L253 77H254V79H252V81L250 80V81H248V83L249 82H253L252 84L254 85L255 83V85H256V87H257V85H258V87H259V89H260V92L258 91V94H261V96H264V95H262V94H264V74H262V75H260L261 73H259ZM82 73V72H81ZM100 73V72H99ZM110 73V72H109ZM180 73V75L182 74V70H181V72H179ZM51 74H53V73H51ZM238 74H239V72H238ZM251 74H249L248 76H249V78H250V76H252ZM7 75V74H6ZM239 75H241V74H239ZM239 75H237V76H239ZM25 76V75H24ZM29 76V75H28ZM52 76V75H51ZM54 76V75H53ZM83 76V75H82ZM179 76V75H178ZM11 77H13L14 78V80L12 79L11 81L12 82H10L11 84H14V85H16V83L18 84V83H20V82H18V81H21L20 80V76L17 74V75H12V73H8V75L7 76H5L3 73H0V93H1V95L2 94H5L4 93V90L7 88V86L8 87H10L11 86V84L10 83H8L7 84V82H9V80L11 79ZM235 77V76H234ZM240 77V76H239ZM24 78V77H23ZM57 78V77H56ZM242 78V76L240 77V79H237V80H241L240 82V84H239V81L237 82V80H236V83H238V86L239 85H241V86H243V85H245V84H247L248 85V83L247 82H245L244 83V79H241ZM180 79V78H179ZM232 79V78H231ZM230 79V80H231ZM54 80V79H53ZM52 81V80H51ZM228 81V80H227ZM245 81H246V79H245ZM231 82V81H230ZM243 82V83H242ZM31 83H32V81H31ZM231 83H233V82H231ZM251 83H249L250 84V86H251ZM30 84V83H29ZM32 84H34V83H32ZM31 84V85H32ZM243 84V85H242ZM232 85H234V84H232ZM246 85V87H248ZM6 87V88H5ZM244 87V86H243ZM253 87V86H252ZM10 89V88H9ZM11 89H13V88H11ZM37 89V88H36ZM173 89V88H172ZM248 89H250V88H248ZM34 90V89H33ZM170 90V89H169ZM6 91H8V88L6 89ZM35 91V90H34ZM37 91H38V89H37ZM36 91V95H37V92ZM173 90H171V92H172ZM249 91V90H248ZM253 91V90H252ZM255 91V90H254ZM40 94H42V92H40L39 91V93H38V98H39V96H40ZM203 94H204V92H203ZM6 95H7V93H6ZM201 95V96H200ZM2 96H4V95H2ZM9 96V95H8ZM254 96V95H253ZM11 97V96H10ZM4 98H5V96H4ZM40 98H41V96H40ZM43 98V97H42ZM177 98V97H176ZM209 98V97H208ZM234 98V97H233ZM233 98H232V100H233ZM243 98V97H242ZM245 98V97H244ZM244 98H243V100H244ZM262 98V97H261ZM173 99H174V97H173ZM246 99V98H245ZM250 99L251 98H247L246 99V101H245V104H247L248 102V104H250ZM254 99H255V96H254ZM209 100V99H208ZM215 100V99H214ZM217 100V99H216ZM220 100V99H219ZM235 100V99H234ZM233 100V101H234ZM257 100V99H256ZM43 101V100H42ZM132 101V100H131ZM260 101V100H259ZM39 102V101H38ZM176 102V101H175ZM182 102V103H181ZM209 102V101H208ZM220 102V101H219ZM235 102V101H234ZM234 102H233V104H234ZM247 102V103H246ZM256 102V101H255ZM257 102H258V100H257ZM262 101H260V103H261ZM131 103V102H130ZM214 103V102H213ZM242 103V106L244 105V101H242L241 102ZM240 103V104H241ZM252 103H253V101H252ZM251 103V104H252ZM217 105V108L219 109V111H217L216 113H217V115H218V112H222V110L220 111V109H221V105H223L224 106V108H225V106H227L228 104H227V102H225V103H223L222 102V104L220 103V104H218V103H216ZM224 104H226V105H224ZM230 104V103H229ZM236 104V103H235ZM250 104V105H251ZM6 105H8V104H6ZM132 105H133V103H132ZM173 105V104H172ZM202 105V104H201ZM215 105V104H214ZM230 105H232V104H230ZM220 108H219V107ZM242 106L240 107V109H237V113L236 112H234L235 114H234V116H238L239 114H240V112H241V109H242ZM245 106V105H244ZM3 107V106H2ZM251 107V106H250ZM53 110H54V112L55 111H57V109L53 106ZM213 108V107H212ZM217 108L215 109V110H217ZM223 108V109H224ZM236 108H238V106L236 107ZM172 109V108H171ZM201 109V108H200ZM228 109H230V108H228ZM227 109V110H228ZM258 109V108H257ZM0 110H1V108H0ZM30 110V109H29ZM29 110H28V112H29ZM246 110V109H245ZM260 110V109H259ZM27 111V110H26ZM25 111V112H26ZM31 111H33V109H31L30 110V112ZM38 111V110H37ZM213 111V110H212ZM231 111V110H230ZM234 111V110H233ZM233 111H231V112H233ZM0 112H3L2 110L0 111ZM174 112V111H173ZM223 112H224V110H223ZM222 112V113H223ZM228 112H229V110H228ZM238 112H239V114H238ZM27 113V112H26ZM34 113H35V111H34ZM44 113V112H43ZM210 113V112H209ZM212 113H214V112H212ZM254 113V112H253ZM41 114V113H40ZM176 114V113H175ZM215 114V113H214ZM256 114V113H255ZM254 114V115H255ZM6 115V114H5ZM5 115H4V113H3V116H2V118L3 119H5V121L7 122L8 120H9V117H5ZM27 115V114H26ZM26 115H24V117H23V114H22V116H20V115H18V116H11L10 118H13V122H16L17 120L18 121H20L19 119H22V121L23 120H25V121H20L21 123H29V124H31L32 122V124L33 125H36L37 124V122H39V123H43V122H41V120L39 119V117H42V115L41 116H38L37 117V119H38V121H37V119L36 120H34V119H32V118H34L35 117V114H34V117H31L30 118V121H31V123H30V121H29V115L28 116H26ZM177 115V114H176ZM212 115V114H211ZM224 115V114H223ZM229 115V114H228ZM253 115V117H255ZM260 114H257V116H259ZM30 116H33V115H30ZM37 116V115H36ZM218 116H220V115H218ZM231 116H233V115H231ZM236 116V117H237ZM252 116V114L249 116V117H251ZM256 116V117H257ZM43 117H44V115H43ZM216 117V116H215ZM239 117V116H238ZM1 118V116H0V119H2ZM7 118V119H6ZM17 118H19V119H17ZM36 118V117H35ZM45 118V117H44ZM206 118H207V115H206ZM213 118H214V116H213ZM218 118V117H217ZM221 118V117H220ZM233 118V117H232ZM235 118V117H234ZM215 120H216V118H214ZM251 119H253L252 117H251ZM258 119V118H257ZM260 119V118H259ZM34 120V121H33ZM40 120V121H39ZM220 120V119H219ZM219 120H217V121H219ZM221 120H222V118H221ZM220 120V121H221ZM231 120V119H230ZM37 121V122H36ZM232 121V120H231ZM251 121H255V120H251ZM34 122H36V124H34ZM178 122V123H177ZM234 122H235V120H234ZM240 122V121H239ZM239 122H238V124H239ZM38 123V124H39ZM119 122H117V124H118ZM176 123V124H175ZM214 123V122H213ZM231 123V122H230ZM235 123H237V122H235ZM251 123V122H250ZM7 124H8V122H7ZM117 124H114V126L115 125H117ZM151 124V123H150ZM222 124V123H221ZM6 125V123L4 124V122H2V120H0V127L1 128H4V127H6L5 126ZM147 125V124H146ZM149 125V124H148ZM152 125H154V126H152V129H153V132H154V128H156L155 126V124L153 123ZM169 125H170V123H169ZM168 125V126H169ZM175 125V126H174ZM236 125V124H235ZM38 126V125H37ZM35 127V126H33V127H35L34 129H37L38 130V128L40 127ZM87 126V125H86ZM120 126V125H119ZM234 126V125H233ZM241 126V125H240ZM149 127V126H148ZM154 127V128H153ZM170 127V126H169ZM214 127V126H213ZM217 127V126H216ZM223 127V126H222ZM226 126H224V128H225ZM0 128V129H1ZM40 128H42V126L40 127ZM109 128V127H108ZM222 129V132H226V131H224L225 129ZM233 128V127H232ZM238 128H239V126H238ZM242 128V127H241ZM88 129V128H87ZM115 129H117V128H115ZM149 129V128H148ZM150 129H151V126H150ZM218 129V128H217ZM227 129H229V128H227ZM3 130V129H2ZM6 129H4V132H3V136L7 133L6 131H5ZM18 130H20V131H18ZM18 130H16L15 131V133H14V131H12V133L13 134H11V135H13V137L10 135V138L9 139H3L4 137H2L1 135H0V138L2 137V139L5 141H3L2 139H0V160H2V158H3V160H4V158H6V156H8V158H10L11 157V155H10V152L9 151H6V149H8L7 147H15L14 149L15 150H13V155H14V153H15V155H16V157L17 156H20V153H22L23 151H21V150H24L23 148L25 147V145L23 146V145H21V147L20 148H18L17 147V145H13V144H11L10 145V143H13V141H16V142H14V143H18V141L20 140V142H21V140L22 139H24V136H25V139L28 141V143H26L27 145H30V143H32V145H36V144H33L34 143V141L35 140H37L36 141V143L38 142L39 143V141L41 140V138H42V140L40 141V142H43V139H44V142H46L47 141V143L49 144V142H50V140H49V137H51V136H49V134H51V133H48V134H46L47 136H49L48 137V139L47 140H45L46 139V135H44V133H43V137L42 136H40L41 134H42V131L41 130H39V132L41 131V134L39 135L37 132L38 131H35V134H34V132L32 133V131H30L29 130V132L26 130H24L23 131V129L21 130V129H18ZM109 130V129H108ZM156 130V129H155ZM56 131V130H55ZM113 131V130H112ZM146 131V130H145ZM26 132V133H25ZM61 132H62V130H61ZM100 132V131H99ZM148 132V131H147ZM169 131H168V129H167V133H168ZM17 133V134H16ZM21 133V134H20ZM25 133V134H24ZM30 133V134H29ZM53 133V132H52ZM56 133V132H55ZM57 133H58V131H57ZM112 133L113 132H111L110 134H111V136H112ZM117 133H118V135L119 134H121V131H119V130H117ZM116 132H115V134H117ZM145 133V132H144ZM151 133H152V131H151ZM230 133V132H229ZM232 133H233V131H232ZM15 134V135H14ZM33 134V135H32ZM60 134V133H59ZM98 134V133H97ZM115 134H113V135H115ZM131 133H129L128 134V137L130 136L131 137V139H133L134 137H135V135H137L136 133H135V135L133 134V131H132V134L134 135V137H133V135L131 134ZM166 134V133H165ZM231 134V133H230ZM20 135V136H19ZM27 135V136H26ZM88 135H90L91 136V134H89L88 133ZM95 135V134H94ZM104 135V134H103ZM109 135V134H108ZM139 135V134H138ZM138 135L134 138V140L136 141L137 139V137H138ZM146 135V134H145ZM231 135H233V134H231ZM14 136H15V138H14ZM30 138H29V137ZM38 136V137H37ZM53 136H55V135H53ZM56 136H57V134H56ZM106 137V140H105V138H104V140L108 143V136H107V134L105 135ZM117 136V135H116ZM119 136H121V135H119ZM118 136V137H119ZM141 136V135H140ZM166 136V135H165ZM19 137V138H18ZM59 137V136H58ZM65 137V136H64ZM68 137V136H67ZM89 136H87L86 138H88ZM102 137V136H101ZM124 137L126 138L127 136H125L124 135ZM129 137V138H130ZM133 137V138H132ZM232 137V136H231ZM40 138V139H39ZM69 138V137H68ZM67 138V139H68ZM86 138H84V139H86ZM95 138V137H94ZM121 138V137H120ZM128 138V139H129ZM138 138H140V137H138ZM143 138V137H142ZM234 138V137H233ZM13 141H12V140ZM16 139V140H15ZM56 139H57V137H56ZM112 139H115V136L113 137L112 136V138L110 137V140H112ZM117 139V138H116ZM29 140H30V142H29ZM32 140V141H31ZM49 140V141H48ZM60 140V138L58 139V141ZM69 140V143H68V141H67V143L66 144H69L68 146H70V147H68V149H71V146H73V145H71L70 144V139H68ZM76 140V139H75ZM74 140V143L72 142V140H71V143L72 144H75V143H77L76 141ZM78 140V139H77ZM139 140H141V139H139ZM11 141V142H10ZM52 141V140H51ZM115 140H112V143L114 142ZM134 141V142H135ZM41 143V145L43 146V145H45V144H47V143ZM57 142V141H56ZM87 142V141H86ZM100 142H102V141H100ZM106 142H104L107 146H108V144L106 143ZM110 142L111 141H109V144H110ZM130 142V141H129ZM137 142H139L140 143V141H137ZM104 143L102 142V144L104 145ZM133 143V142H132ZM136 143V142H135ZM141 143H142V140H141ZM52 144V143H51ZM57 144V143H56ZM55 143L54 144H52V145H56ZM79 144H81L82 146H83V142H81V141H79ZM98 144V143H97ZM129 144V143H128ZM127 144V145H128ZM131 144V143H130ZM136 144H138V143H136ZM147 144V143H146ZM13 145V146H12ZM78 144H76V145H74V146H77ZM84 145H86L87 146V143L85 144L84 143ZM89 145H91V146H87L88 148H87V150H88V153H92L93 151H94V147L95 146H93L94 145V143L93 144H89ZM106 145H105V147L103 148V149H105L106 148ZM132 145V144H131ZM134 145V144H133ZM38 146H39V144H38ZM50 147V146H49ZM54 146H52V148H53ZM81 146H79V147H77V148H75V147H72V151H73V149H75V150H77L78 148H80ZM90 147V148H89ZM98 147V146H97ZM130 147V146H129ZM141 147V146H140ZM17 148V149H16ZM26 148H28V147H26ZM31 148V147H30ZM60 148V147H59ZM108 148H109V146H108ZM142 148V147H141ZM144 148V147H143ZM149 148V147H148ZM19 149H21V150H19ZM29 149V148H28ZM48 149H50V148H48ZM82 148H80V150H81ZM133 149V148H132ZM151 149H153V148H151ZM172 149V150H171ZM17 150V151H16ZM26 150V149H25ZM52 150L53 149H51V152H52ZM64 150V149H63ZM83 150H84V148H83ZM82 150V151H83ZM98 150V149H97ZM107 150V149H106ZM109 150V149H108ZM123 151H124V149H122ZM131 150V149H130ZM19 151H21V152H19ZM28 151V150H27ZM56 150L54 149V152H55ZM79 151V149L77 150V153H79L78 152ZM122 151V152H123ZM140 151V150H139ZM145 151H146V149H145ZM145 151H143V153H145V154H148V156H149V154H153V152H148L149 150H147V152H145ZM168 151V150H167ZM239 151H241V150H239ZM17 152H19L18 153V155H17ZM48 152V151H47ZM66 152V151H65ZM136 152V151H135ZM237 152V151H236ZM25 153H27L26 151H25ZM53 153V152H52ZM94 153H95V151H94ZM93 153V154H94ZM140 153H142V152H140ZM136 154V155H142L141 157H144V156H146L145 154H144V156H143V153L142 154ZM238 153V152H237ZM240 153V152H239ZM242 153H244L243 151H242ZM96 154V153H95ZM124 154V153H123ZM123 154H122V156H123ZM125 154H126V152H125ZM124 154V155H125ZM6 155V156H5ZM49 157H51L50 156V152L47 154ZM92 155V154H91ZM97 155V154H96ZM118 155H121V154H118ZM117 155V157L118 158H116L117 160L118 159H120V156H118ZM127 155V154H126ZM206 155V154H205ZM236 155V154H235ZM5 156V157H4ZM39 156V155H38ZM116 156V155H115ZM114 156V157H115ZM122 156H121V159H124V158H122ZM128 156V155H127ZM126 156V157H127ZM150 156H152V155H150ZM21 157V156H20ZM41 157H43L42 155H41ZM94 157V156H93ZM147 157V156H146ZM31 158V157H30ZM34 160H35V158L34 157H32ZM151 158V157H150ZM201 158H202V156H201ZM200 158V160L202 161L203 159H201ZM209 158V157H208ZM43 159H45V158H43ZM83 160L81 161V162H83L84 161V158H82ZM96 159V158H95ZM135 159V158H134ZM138 159H140V158H138ZM144 159H147V158H144ZM149 159V158H148ZM237 159V158H236ZM240 159V158H239ZM3 160H2V162H3ZM6 160V159H5ZM13 160V159H12ZM11 160V161H12ZM20 160H21V158H20ZM38 160H42V158L40 159H38ZM45 160H47V159H45ZM45 160H42V162L44 161L45 162ZM49 160V159H48ZM101 160V159H100ZM125 160V159H124ZM165 160V161H166ZM210 160V159H209ZM209 160H206V162L208 163V164H211V162L209 161ZM9 161V160H8ZM14 161H16V160H14ZM120 161V160H119ZM134 161H138V160H134ZM134 161H132V163L134 162ZM141 161V163L144 161L143 159H141L140 160ZM148 161V160H147ZM221 161V160H220ZM238 161H240V160H238ZM22 161H20L19 163H21ZM28 162H30V161H28ZM27 162V164H31V163H28ZM35 162H36V164L32 161V164L31 165H33V166H35L36 165V167H38V169L37 168H34L33 166H30L31 168L33 167L34 169H37L36 170V172H37V174H36V172L34 173V172H32V173H30V172H28L27 171V169H26V167L23 165V163L21 164V165H23V167L25 168H23L22 169V171H24V170H26L24 173H25V175L27 176V180H26V176L24 175V173L23 174H20V176H17V177H22V178H24L25 179V181L27 182V184H26V182L24 183L22 180H20V181H22V182H20V181H18L17 180V182H19V183H16V184H18L17 186L15 185L14 187L12 186V189H11V191H12V193L11 192H8V190H9V188H8V190H7V188H5V190H4V187H6V186H8L7 184L6 185H4V184H2L4 187H3V190H2V186L0 185V188H1V191H0V205H1V203H2V205H3V207H2V205H1V208H2V212H0V217H1V219H0V221H1V224L3 223V222H7L8 220H10L9 221V223L6 225V223H4L5 224V226L8 228V226H9V228H10V231L12 230H14L15 229V231H13V232H15L16 234H14V235H12L13 234V232H12V234H10V235H12L11 236V238L10 239H7L6 238V233H3L4 232V230H3V227L0 229V233H2V234H4L5 235V238L4 237H2L3 238V241H1V242H3V244L1 245V246H4L3 248H1V249H3L4 251L3 252H5L6 254H7V256H9V257H11V255H12V253H14V252H10L9 251V249H11L10 247L12 246V249L15 247V245L17 246V244L19 243L20 245L19 246H17L18 247V250H20L18 253V257L20 258V255H21V258H22V256H23V259H24V257L26 256H24V255H22V254H20V252L22 251V248L20 247V246H22L23 247V250H27L28 251V248H29V250H31V251H34L33 249V247H35L34 245H32L33 243H30V241H28V243L26 244H24V242H25V240H27L26 239V237L28 238V239H31V241H40L41 239V242H40V245H44L45 244V246H44V248H46L47 247V245L49 246L50 245V247H51V249H55V251L57 252V250H58V248H60L61 250H62V253L63 252H65V251H63L64 250V248H65V250H68V249H70L72 246L71 245H75V243H77V244H79L80 242H82V240H85L84 238H82V236L84 235V234H86V232H85V230H87L88 231V229H91V230H89L88 232H87V234H91V231L93 232L94 230H92L93 228H92V223H86L85 221H81L82 222V224H81V222H79L80 220L78 219V221H77V218H78V216L80 215V216H83V215H85V213L84 212H86V209L87 210H90L91 211V209H93L92 211H93V213L94 214H96L97 213V209H98V212H103V210L104 209H106V210H104V212H103V214L101 213H99V215L100 216H105L106 217V221H108V218H112V215H113V213H110L109 214V211L110 210H114L115 208H116V206L114 205V203L116 202V201H114L113 199L114 198H116V196H114V194H113V197H112V195H111V197H110V195H107L105 198H107L108 196V198H107V202L105 203H103V201L101 200L102 198L100 197V200H101V202L103 203V204H98V202H97V200H95V198L93 197V199H91V196H89V200H88V204H90L91 206L92 205H96V207H89V206H87L88 204H85V206H83V210L82 209H80V207H76L75 209L77 210V211H83L82 213H83V215H82V213L81 212H77L75 209V212L77 213H75V212H72L73 214L75 213L76 215H77V217H76V219H75V217L73 216V214L72 215H68V214H60V211L59 212H56V211H58L53 205H55V204H53V205H51V206H53V209H55V210H52L51 212L54 214L55 213V216H53V214H51L53 217H57V218H53L50 214H49V208L51 207V206H47V203L46 202H49V203H56V204H58V205H63V203H62V200L58 197V196H60V197H64V198H62V199H64L65 200V196H67V199L68 198H70L71 196V194H72V191L74 190L75 191V194H77V195H83V196H85L86 194H87V192L85 191V190H79V189H77L76 190V188H77V184H78V182L79 181H83L87 176H89V175H93L92 176V178H90V176H89V178L91 179V180H93V182H97L96 181V179H99V177H97L96 175H98V174H96L95 175V170H93V168H96V167H93V164H91V163H87V165H88V167L90 168L91 166H92V168H90L91 170H93V171H91L88 167H87V165L85 166V165H83V166H81V165H76V166H74L73 165V163H72V165L71 164H65V165H71V168H70V170L68 169V172H67V169L65 170L64 169V167H63V165L59 168V173L60 174H62V170H65V171H63V174H64V176H65V174H71L70 176H65L66 178H70V180L68 179V182L67 183H65V185L66 186H64V188H62V185H61V187H59L58 185H56V184H58V182L60 181L59 179H61V178H59L60 176H59V174L58 175H56L57 177H56V179H55V177H50V176H48L47 174V177H45L46 175H45V172L46 171H49L47 168H45V169H47L46 171H44V168H40V165H42L41 163V161L39 162V161H37V159L35 160ZM47 162V161H46ZM69 162L71 163V161L69 160ZM95 162V161H94ZM128 162V161H127ZM145 162V161H144ZM144 162L141 164V163H139V162H137L136 163V165H138V163H139V165L140 166H144L145 164H144ZM222 162V161H221ZM251 162H252V159H251ZM11 163H14L13 161L11 162ZM11 163L9 162H7V164H10L9 166L11 167L12 165H11ZM17 163V162H16ZM25 163V162H24ZM38 163V164H37ZM99 164H100V162H98ZM95 164L94 163V165L95 166H97V165H99V164ZM105 163V162H104ZM103 163V164H104ZM119 163V162H118ZM122 163V162H121ZM125 162H123L122 164H124ZM132 163H130V165H132ZM162 163V162H161ZM165 162H163V164H164ZM168 163V164H167ZM248 163V162H247ZM44 164V163H43ZM78 164V163H77ZM82 164V163H81ZM91 164V165H90ZM102 164V163H101ZM113 164V166H111L112 168H113V174L114 175H111V170H112V168L110 167V171H108L107 169V167H106V165L104 166V168L102 167V168H96V169H98V170H96V173H97V171H98V173L100 174V175H98V176H101L102 175V173H104L105 174V172L106 171H108V172H106V176L110 173V176L112 177V179H114V180H112V179H110L109 181L107 180V182H108V184L109 185H107V183H104V181H105V179H103V178H101L100 180H102V183H103V186L105 185H107L106 186V188H109V189H111V188H113V186L115 185H112V183L111 182H113V181H118L117 180V178H120L122 175H125L126 173H127V170H125V168H126V166H125V168H124V166L122 165V167L123 168H120L121 167V165H119L118 164V166L116 165L117 164V162H116V164H114V163H112ZM111 164V165H112ZM129 164V163H128ZM128 164H127V166H128ZM255 164V163H254ZM253 164V165H254ZM19 164H17V166H18ZM125 165V164H124ZM129 165V166H130ZM138 165V166H139ZM167 165H169V166H167ZM212 165V164H211ZM226 165H227V163H226ZM261 165V164H260ZM9 166H7L6 165V168L7 167H9ZM77 166H81V167H77ZM108 166V165H107ZM116 166V167H115ZM128 166V173L126 174L127 176L129 175L130 176V174H132L133 172V170L132 171H130L131 170V166L129 167ZM161 166H163V165H161ZM213 166V165H212ZM236 166V165H235ZM3 167V166H2ZM9 167V168H10ZM19 167V166H18ZM75 167H77V169H78V172L80 171V174L82 173V175H78V180L77 179H75V177H76V174H78V172L75 170L76 168ZM107 169H106V168ZM134 167H135V162H134ZM150 167V166H149ZM148 167V168H149ZM238 167H239V165H238ZM0 168H1V166H0ZM22 168V167H21ZM63 168V169H62ZM117 168H118V173H116L117 172ZM213 168H214V166H213ZM227 168V167H226ZM232 168V167H231ZM230 168V169H231ZM14 169V168H13ZM12 169V170H13ZM71 169H72V171H71ZM86 169H87V171H86ZM88 169L90 170L89 172H88ZM105 169V170H104ZM162 169V168H161ZM207 169V168H206ZM8 170V169H7ZM40 170V171H39ZM83 170V171H82ZM100 170V171H99ZM119 170H121V171H123V173L124 174H122V172L119 174ZM207 170H209V169H207ZM206 170V171H207ZM215 170H217V169H215ZM220 170H222V169H220ZM239 170V169H238ZM2 171V170H1ZM9 171H10V169H9ZM21 171V170H20ZM39 171V172H38ZM125 171V172H124ZM150 171V170H149ZM218 171V170H217ZM224 171V170H223ZM226 171V170H225ZM233 171V170H232ZM234 171H235V169H234ZM253 171V170H252ZM16 172V171H15ZM28 172V174H26ZM42 172V173H41ZM84 172V173H83ZM87 172V173H86ZM129 172H130V174H129ZM132 172V173H131ZM138 172V171H137ZM219 172V171H218ZM255 172V171H254ZM262 172H264V171H262ZM5 173V172H4ZM4 173H2V175L4 174ZM17 173V172H16ZM15 173V174H16ZM39 173V174H38ZM44 173V174H43ZM49 174L51 173V172H48ZM75 173V177H72L73 176V174ZM89 173V174H88ZM94 173V174H93ZM136 173V172H135ZM148 173V172H147ZM150 173V172H149ZM216 173V172H215ZM233 173V172H232ZM243 173H245V172H243ZM248 173V172H247ZM256 173V172H255ZM258 173V172H257ZM6 174V173H5ZM8 174V173H7ZM10 174H14V173H11L10 172ZM9 174V175H10ZM63 174L61 175V177L63 176ZM134 174V173H133ZM132 174V175H133ZM138 174V173H137ZM225 174V173H224ZM24 175V176H23ZM39 175V176H38ZM84 175V176H83ZM87 175V176H86ZM116 175L118 176V177H116ZM142 175V174H141ZM148 175V174H147ZM161 175V174H160ZM161 175V176H162ZM216 175V174H215ZM228 175V174H227ZM245 175H247V174H244V176ZM252 175H254V174H252ZM261 175H264V173H262ZM14 176V175H13ZM41 176H43V178L41 177ZM82 176V177H81ZM110 176H107V177H110ZM114 176V177H113ZM135 176V175H134ZM138 176V175H137ZM145 176V177H144ZM218 176V175H217ZM258 176V175H257ZM40 177H41V179H40ZM48 177H50L49 179H47ZM81 177V178H80ZM94 177V178H93ZM101 177H103V176H101ZM110 177V178H111ZM124 176H122L121 178H123ZM132 177V176H131ZM147 176H146V174H144L142 177H141V180H143V179H145ZM163 177V176H162ZM222 176H220L219 178H221ZM225 177V176H224ZM223 177V178H224ZM259 177V176H258ZM57 178H58V180H57ZM63 179H64V177H62ZM80 178V179H79ZM84 178V179H83ZM88 178V177H87ZM127 178V177H126ZM143 178V179H142ZM256 178V177H255ZM262 178H264V177H262ZM7 179V178H6ZM36 179H38V180H36ZM40 179V180H39ZM47 179V180H46ZM55 179V181H57L56 183H54L53 182V180ZM83 179V180H82ZM129 179H131L130 177H129ZM128 178H127V180H129ZM161 179H163V178H161ZM216 179V178H215ZM218 179V178H217ZM235 179V178H234ZM244 179V178H243ZM16 180V179H15ZM36 180V182H34V181ZM62 180V179H61ZM91 180H89V181H91ZM124 180H126V179H124ZM138 180V179H137ZM146 180V179H145ZM145 180H143V181H145ZM151 180V179H150ZM222 180V179H221ZM239 180V179H238ZM31 181V182H30ZM43 181V182H42ZM73 181V182H72ZM111 181V182H110ZM123 181V180H122ZM132 181H133V178H132ZM132 181H130L129 183L130 184H128V183H126L125 184V182H123L125 185H127V188H128V193L125 195H123L122 196V198H125L126 199V201H131L132 202V199H134L135 198V194H133L131 191L133 190H135V192L138 194V196L139 197H143L144 195H142V192H144V190H143V188L141 187V183L140 182H138L139 183V185H134V186H139V187H141V188H139L138 190L137 189H133V184H135V183H132ZM147 181V180H146ZM219 181V180H218ZM231 181H233L232 179H231ZM236 181V180H235ZM256 181V180H255ZM262 181H264V179H262ZM9 182H11L10 180H9ZM71 182V183H70ZM127 182V181H126ZM134 182H137V181H135L134 180ZM217 182V181H216ZM224 182V181H223ZM222 182V183H223ZM6 183H8V181L6 182ZM46 183V184H45ZM48 183V184H47ZM75 183H76V186H74L75 185ZM89 183V189H90V192H95V194H96V196H98L97 195V191L96 190H93L92 191V188L94 189L95 188V185H96V187H98L99 186V184H101L100 186H102V183H100L99 182V184L97 183V184H92V185H90L91 183L90 182H88ZM87 183V184H88ZM114 183V182H113ZM118 183H121V185H122V182H116V186H118L117 184ZM132 183V184H131ZM138 183H136V184H138ZM147 183V182H146ZM219 183V182H218ZM237 183H239V182H237ZM241 183V182H240ZM9 184V183H8ZM25 184V185H24ZM34 184V185H33ZM37 184H39V185H37ZM53 184V185H52ZM141 184V185H140ZM149 184H150V181H149ZM230 184V183H229ZM21 185V191H19V193L17 194L16 192H17V189L19 188L18 186H20ZM33 187H32V186ZM37 185V186H36ZM42 185H46L47 187V189L49 188V187H51L50 189H48V196H47V194L46 195H44V196H46V197H48L47 199L44 197V199L45 200H43L42 202H44V203H46V206H45V204H39L37 207H35L36 209H32V208H30V207H32V206H30L29 207V209H28V206L30 205V202H32L33 200V203H35V200L36 199H34V197L32 196L33 194H35V195H37L38 196V199H39V193H36V191H38V190H40L41 191V189L43 190V188H42ZM54 185H55V187H54ZM112 185V186H111ZM120 185V184H119ZM120 185V186H121ZM148 185V184H147ZM165 185V187H162V186H164ZM236 185V184H235ZM23 186V187H22ZM31 187V189H35L34 190V193L33 192H27V191H29L30 189H28V187ZM41 187V189H40V187ZM49 186V187H48ZM55 188H53V187ZM56 186L57 187H59V188H57V190H56ZM90 186H91V188H90ZM109 186H111V187H109ZM17 187V188H16ZM38 187V188H37ZM68 187H70L69 188V191L67 190L68 189ZM119 187V186H118ZM147 187V186H146ZM220 187V186H219ZM228 187V186H227ZM226 187V188H227ZM11 188V187H10ZM45 187H44V189H46ZM62 188V189H61ZM66 188V189H65ZM100 188V187H99ZM127 188H124V189H126L127 190ZM232 188V187H231ZM240 188V187H239ZM242 188V187H241ZM22 189H23V191H22ZM24 189L26 190V191H24ZM46 189V190H47ZM61 189V190H60ZM64 189L66 190V193L64 192ZM73 189V190H72ZM89 189H88V191H89ZM109 189H108V191H106V193L108 194L109 193ZM123 189V188H122ZM223 189V188H222ZM221 189V190H222ZM228 189H230V186H229V188ZM15 190V191H14ZM53 190V191H52ZM72 190V191H71ZM78 190H79V193H78ZM114 190H115V187H114ZM125 190V191H126ZM219 190V189H218ZM242 191L243 190H245V189H241ZM259 190H261V188L259 189ZM3 191H6L7 192V195L5 194L6 192H3ZM50 191H52V193L50 192ZM62 191V192H61ZM67 191H68V193H67ZM105 191V190H104ZM103 191V192H104ZM237 191H238V188H237ZM3 192V193H2ZM20 192H23V193H25L26 192V194L24 195V194H21ZM54 192H56V193H54ZM59 194H58V193ZM82 192V193H81ZM86 192V193H85ZM89 192V193H90ZM124 192V191H123ZM211 192H213V191H211ZM219 192V191H218ZM244 192V191H243ZM10 193V194H9ZM16 193V194H15ZM27 193H29L30 194V196H29V194H27ZM33 193V194H32ZM41 193V192H40ZM49 193L51 194V195H49ZM84 193V194H83ZM93 193H91V194H93ZM110 193V194H111ZM155 193H154V195H155ZM215 193V192H214ZM257 193H259V192H257ZM256 193V194H257ZM5 194V195H4ZM12 194H14V195H12ZM57 194V195H56ZM68 194H69V196H68ZM73 194H74V192H73ZM72 194V195H73ZM104 194V193H103ZM216 194V193H215ZM214 194V195H215ZM220 194V193H219ZM247 194V193H246ZM246 194H243V195H246ZM252 193H250V195H251ZM262 194V193H261ZM9 195V196H8ZM15 195H18L17 197H19V198H17V197H15ZM20 195H22V197H26V199L24 198H22ZM24 195V196H23ZM106 195V194H105ZM146 195V194H145ZM254 195V194H253ZM253 195H251V196H253ZM258 195H260V194H257V196ZM4 196V197H3ZM94 196V195H93ZM121 196V195H120ZM119 196V197H120ZM220 196V195H219ZM255 196V195H254ZM8 197V198H7ZM9 197H11V198H9ZM53 197V198H52ZM104 197V196H103ZM144 197H146V196H144ZM250 197V196H249ZM260 197V196H259ZM6 200H5V199ZM14 198V199H13ZM17 198V199H16ZM57 198V199H56ZM98 198V197H97ZM109 198H110V200H109ZM121 197L120 198H118V200H119V202H120V200L122 199ZM147 198V197H146ZM235 198V197H234ZM10 199H12V200H10ZM41 199H42V197H41ZM54 199V200H53ZM66 199V200H67ZM112 199V200H111ZM250 199V198H249ZM14 200V201H13ZM15 200H16V203H15ZM19 200V201H18ZM31 200V201H30ZM56 200V201H55ZM63 200V202H65ZM90 200L92 201V202H90ZM123 200V199H122ZM137 202H136V201ZM146 199H143V200H139L140 202H141V204H139L140 202L138 201V199H137V197H136V199H134V203H135V205L136 206H138V208H139V206L140 207H142L141 205H145V204H143L144 202L143 201H145ZM235 200V199H234ZM244 200H246V198L244 199ZM254 201H255V199H253ZM258 200V199H257ZM3 201H5L4 203H3ZM10 201V202H9ZM52 201V202H51ZM94 201L95 202H97V203H94ZM111 201H114V203H113V206H112V202ZM193 201V200H192ZM247 201V200H246ZM9 202V203H8ZM11 202H14V203H11ZM85 203H86V201H84ZM84 202H83V204H84ZM130 202V203H131ZM190 202V201H189ZM22 203H24V204H22ZM26 203V204H25ZM76 203V202H75ZM111 203V204H110ZM127 203V202H126ZM138 205H137V204ZM191 203V202H190ZM202 203V202H201ZM200 203V204H201ZM250 203V202H249ZM6 204V205H5ZM13 204H15V206L13 205ZM80 204V203H79ZM109 204L112 206V208H111V206H109ZM129 204V203H128ZM128 204H126L127 206H126V208L128 207ZM10 205V206H9ZM23 205V206H22ZM78 205V203L76 204V206ZM94 205V206H95ZM100 205V206H99ZM134 204H132V205H130V207L131 208H128V209H132V206H133ZM134 205V206H135ZM159 205H160V207H159ZM161 205H162V208H161ZM190 205H192V203L190 204ZM19 206V207H18ZM25 206L27 207V209H28V212L29 211H31L32 212V214H33V216H35L36 215V217H34V218H37V213H35V211L37 212H40V213H38L39 215V218L38 219H40L41 220V222H40V225H42V227L43 228H46L47 227V229H45V231L46 230H48V231H46L45 232V237H44V235L40 232V230L38 231V230H36L37 228H39V226L38 225H34V222L32 221V225H34V226H32L33 228H32V231L34 232V231H37L36 233H38V234H40V235H38V236H40V237H34V234L35 233H33L32 235H30V233H28V231H27V233H26V231H24V229H20L21 231L23 230L24 231V234H25V236L23 235V231L20 233V230L18 231L14 226H15V224L14 223H16L17 224V220H18V215H20V214H22V213H17V212H21L22 210H24L25 209ZM43 206V207H42ZM44 206H45V208H47V210L46 211H42L43 210V208H44ZM56 206V205H55ZM105 206V207H104ZM108 206H109V208H108ZM155 206V207H156ZM193 206V205H192ZM5 207V208H4ZM12 207V208H11ZM21 207L23 208V209H21ZM39 207H41L40 209H39ZM86 207V208H85ZM125 207V206H124ZM145 207V206H144ZM186 207V206H185ZM191 207V206H190ZM0 208V209H1ZM9 208V210H6V209H8ZM95 208V209H94ZM101 210H100V209ZM103 208V209H102ZM119 208H122V207H119ZM134 209H135V207H133ZM183 208H184V206H183ZM188 208V207H187ZM186 208V209H187ZM195 208V207H194ZM11 209V210H10ZM13 209V210H12ZM38 209V210H37ZM42 209V210H41ZM128 209H126V210H128ZM140 209L141 208H139V211H140ZM143 210H144V208H142ZM141 209V210H142ZM189 209V208H188ZM191 209V208H190ZM193 209V208H192ZM254 209V208H253ZM256 209V208H255ZM42 212H41V211ZM73 210V211H74ZM96 212H95V211ZM5 211V212H4ZM11 211H13V213L11 212ZM15 211V212H14ZM91 211V212H92ZM106 211H107V213H108V215H107V213H106ZM125 211V210H124ZM124 211L122 210V212L124 213ZM131 211V212H130ZM129 212L128 211H125V213H124V217H125V219H126V221H129L128 219H130V221L132 220V219H134V220H137L138 221V216L139 215H141V213H136L137 214V218H133V216H135L136 217V214L134 215V211H132V210H130ZM136 211H137V209H136ZM157 211V212H156ZM161 211V213H159ZM8 213V215H10V216H8L7 215V213ZM111 212V211H110ZM129 214H128V213ZM133 212V213H132ZM143 212V211H142ZM181 212V213H180ZM187 212V211H186ZM233 212V211H232ZM17 213V214H16ZM106 213V214H105ZM185 212H183V214H184ZM188 213V212H187ZM24 214V213H23ZM45 216H44V215ZM112 214V215H111ZM117 214V213H116ZM116 214L114 213V215H113V220L110 218V220L111 221H114L115 219H114V217L116 218ZM128 214V215H127ZM143 215H144V213H142ZM153 214V213H152ZM151 214V215H152ZM158 214H160V216L158 215ZM197 214V213H196ZM234 214V213H233ZM3 215V216H2ZM41 215V216H40ZM75 215V216H76ZM96 215H98V213L96 214ZM127 216V218H126V216ZM146 215V214H145ZM149 215V214H148ZM157 215V216H156ZM185 215H187V214H185ZM251 215V214H250ZM8 216V217H7ZM13 216H16V218L15 217H13ZM25 216V214L23 215V217ZM66 216L68 217L67 219H65L66 218ZM79 216V217H80ZM119 216H121V215H119ZM147 216V215H146ZM146 216H141V217H139V221L141 220V221H143L144 219H147L146 218ZM189 217H190V215H188ZM193 215H192V213H191V217H192ZM195 216V215H194ZM255 216V215H254ZM257 216V215H256ZM256 216H255V218H256ZM258 216H260V215H258ZM8 219H7V218ZM14 219H16V220H14ZM21 217V216H20ZM41 217V218H40ZM65 217V218H64ZM122 217V219L123 220H125L124 218H123V215L121 216ZM142 217H144V219L142 220L141 218ZM150 217V216H149ZM149 217H148V219H149ZM187 217V216H186ZM196 217V216H195ZM261 217H264V216H260V217H258L257 219H255L254 217H253V220L255 219V220H257V221H255V222H262V220H258V219H260ZM46 218V219H45ZM47 218L49 219H51L52 218V221H54L55 222V225L54 226H52V227H50L49 226V224L46 222L47 221ZM60 218V219H59ZM71 218V219H70ZM188 218V217H187ZM7 219V220H6ZM12 219L14 220V223L12 222ZM24 219H26L25 217L23 218V219H21V218H19V220H18V224L21 226H23L26 222H27V220H24ZM43 219H45V220H43ZM54 219V220H53ZM57 219V220H56ZM62 219V220H61ZM186 219V218H185ZM235 219V218H234ZM29 220V219H28ZM39 220V221H40ZM60 220V221H59ZM68 220H70V221H68ZM110 220L108 221V225H105L104 227H106V228H108V230H109V232H110V230H112L113 229V226L111 225V223H110ZM118 220V221H117ZM120 217H119V219H116V221H114V223H116L117 225H118V223H120L122 220H120ZM180 220V221H179ZM227 220V219H226ZM252 220V221H253ZM26 221V222H25ZM31 221V220H30ZM45 221V222H44ZM58 221V222H57ZM65 221V222H64ZM133 221V220H132ZM140 221V222H141ZM146 221V220H145ZM179 221V222H178ZM185 222L187 221L188 223L190 222V221H188L187 219L186 220H184ZM235 221V220H234ZM12 222V223H11ZM70 223V225L68 224V223ZM72 222V223H71ZM79 222V223H78ZM105 222V221H104ZM103 222V223H104ZM151 222V221H150ZM260 222V223H261ZM11 223V224H10ZM24 223V224H23ZM60 223V224H59ZM74 223V225H78L77 227H76V229H75V227H71V225ZM77 223V224H76ZM122 223H123V221H122ZM135 224H136V221L134 222ZM183 223V222H182ZM183 224L182 225V228L181 227H179L181 230H183V227H185V226H187V225H189V224H191V222L189 223V224ZM4 224H3V226H4ZM12 225L13 224V226H11V227H13V229L10 227V225ZM17 224V225H18ZM45 224V225H44ZM48 224V225H47ZM84 224V225H83ZM86 224V225H85ZM91 224V225H90ZM93 224H95L94 222H93ZM106 224V223H105ZM111 226H110V225ZM128 224V223H127ZM140 224L141 223H137V225L136 226H140ZM144 224V223H143ZM193 224V223H192ZM230 224V223H229ZM80 225V226H79ZM185 225V226H184ZM255 225V224H254ZM58 226H60V227H58ZM87 226L88 227H90V228H88L87 229ZM110 226V227H109ZM119 226H121V227H119ZM118 227H119V230H120V228H122V226L124 227L125 226V223H123V225H119ZM134 226V225H133ZM151 226V225H150ZM224 226V225H223ZM55 227V228H54ZM81 227V228H80ZM84 227H86V229L84 228ZM103 227V226H102ZM126 227H127V225H126ZM6 228V229H7ZM9 228H8V231H9ZM25 228H27V224H26V227ZM57 228H58V231H57ZM71 228H72V230L73 229H75V231L74 232H72L71 231ZM99 228V227H98ZM97 228V229H98ZM111 228V229H110ZM138 228V227H137ZM5 229V228H4ZM6 229H5V231H6ZM28 229H30V227H28ZM63 229V230H62ZM83 229H85V230H83ZM117 229V228H116ZM122 229H124V230H126L125 228H122ZM156 229V230H155ZM204 229V228H203ZM80 230V231H79ZM100 230V231H99ZM99 230L97 231L99 234H98V237L99 238H102L104 235H105V237H107L106 235L108 234L105 230H103V229H101V226H100V228H99ZM102 230V231H101ZM107 230V229H106ZM197 230H199V229H197ZM200 230H201V228H200ZM199 230V231H200ZM204 230H206V229H204ZM9 231V232H10ZM66 231H68V232H66ZM77 231H78V233H77ZM83 231L85 232V233H83ZM105 233H107V234H105ZM178 231H180V230H178ZM208 231V230H207ZM206 231V232H207ZM40 232V233H39ZM49 232H50V234H49ZM53 232V233H52ZM59 232V233H58ZM79 232H81V233H79ZM121 232H122V230H121ZM125 232V231H124ZM127 232V231H126ZM156 232V233H155ZM55 233V234H54ZM58 233V234H57ZM61 233V234H60ZM66 233V235H64ZM70 235H68V234ZM117 233V232H116ZM119 233V232H118ZM155 233V234H154ZM177 233H178V235H177ZM54 234V235H53ZM80 236H79V235ZM86 234V235H87ZM111 234V233H110ZM133 234H135V233H131V235H133ZM42 235V236H41ZM58 235L60 236H62V237H65V240L67 239V241H68V244L71 246H68L69 248H67V246H66V244H67V241H66V244H64L65 245V247L63 246L62 248H61V246H58V242L60 243V241L59 240H61L63 243L65 242V241H63V238H61V236L59 237V239H58ZM71 235H75L73 238H72V236ZM102 235V236H101ZM115 235H118V234H115ZM126 235V234H125ZM124 235V236H125ZM128 235H130V234H128ZM130 235V236H131ZM187 235V234H186ZM209 235V234H208ZM2 236V235H1ZM8 236V235H7ZM14 236V237H13ZM33 236V237H32ZM35 236H37L36 234H35ZM50 236V237H49ZM52 236V237H51ZM68 236H69V238H68ZM80 238H79V237ZM113 236V235H112ZM151 236H153V238H151ZM189 236H191V235H189ZM196 236V235H195ZM204 236H206V235H204ZM214 236V235H213ZM25 238L23 241H22V239L23 238ZM30 237V238H29ZM46 237L48 238H50V239H52L53 240V242H54V239L56 238V239H58L57 241H55L54 243L56 244V246H54L55 244H51L52 242L50 241V239H47L48 241H46ZM54 237V238H53ZM104 237V238H105ZM126 237H128V236H126ZM178 237V238H177ZM194 237V236H193ZM2 238H0V239H2ZM13 238V239H12ZM35 238V239H34ZM39 240H38V239ZM44 238V239H43ZM73 240H72V239ZM77 238V239H76ZM129 238V237H128ZM133 238V237H132ZM200 238L202 239V240H200ZM211 238V239H210ZM257 238V237H256ZM6 239V240H5ZM16 239V240H15ZM17 239H18V241H17ZM81 239V241H79ZM227 239V238H226ZM242 239H243V237H242ZM245 239V238H244ZM10 241V243H11V241H13L11 244H9V241ZM71 240V241H70ZM79 241V243L78 242H75V241ZM216 240H218V241H216ZM239 240V239H238ZM4 241H5V243L9 246V247H7V245L4 243ZM20 241H22V244L20 243ZM46 243H45V242ZM72 241H74V242H72ZM107 241H108V239H107ZM140 241H141V239H140ZM202 241H204V242H202ZM214 242V243H212V242ZM253 241V240H252ZM0 242V243H1ZM16 244H15V243ZM27 242V241H26ZM49 242V243H48ZM85 246L86 245H88L86 248H88L89 246H90V244H91V242L90 243H88V241H86L85 240ZM109 242V241H108ZM107 242V243H108ZM216 242H217V244L218 243H220V244H216ZM250 242V241H249ZM254 242V241H253ZM252 242V243H253ZM43 243V244H42ZM204 243H205V245H204ZM227 243V242H226ZM225 243V244H226ZM246 243V242H245ZM15 244V245H14ZM29 244H31V245H29ZM76 244V245H77ZM81 244H83L84 245V242H82ZM207 244V245H206ZM212 245V247H211V245ZM214 244H216V245H214ZM225 244H224V246H225ZM25 245V246H24ZM75 245V246H76ZM80 245V244H79ZM100 245V244H99ZM199 245V246H198ZM230 245V244H229ZM228 245V247L230 248V246ZM250 245V244H249ZM6 246V247H5ZM28 247V248H26L25 249V247ZM52 246L54 247V248H52ZM81 246V245H80ZM85 246H83L82 248H84ZM121 246V244L118 246L119 247V251L120 250H122V251H120V252H118V253H120V254H125V256H126V249H125V247L124 246H122V248L120 247ZM204 246V247H203ZM208 246V247H207ZM218 246V248H216ZM21 249H20V248ZM33 249H32V248ZM40 248H37V250L36 251H34V256L32 257L31 256V254L29 255L28 254V256L29 257H32L33 259L34 258H36V259H34L36 262L34 263V264H42V261H41V258H40V256L39 255H41V257H43V254H44V252H45V254H47V251H45V250H43V247L42 246H39ZM74 247V246H73ZM78 247V246H77ZM76 247V248H77ZM94 247H96V248H94ZM94 247L92 246L91 248H92V251L93 250H95V249H100L101 247H97V246H95L94 245ZM103 247H105V246H103ZM108 246H106V248H107ZM222 247V246H221ZM247 247V246H246ZM250 247V246H249ZM5 248V249H4ZM81 248V249H82ZM86 248H84V249H86ZM94 248V249H93ZM106 248H102L101 250H95V251H98V253H100V251H102V254L104 253L105 254V256H107V254H108V250H110V246L106 249ZM117 247L116 246H114V249H116ZM212 248L214 249H216V250H218V253H219V256H218V254L216 253L215 254V251L214 252H212L213 250H212ZM223 248V247H222ZM226 247H224L223 248V253L225 252V249ZM6 249H8L7 251H5ZM11 249V250H12ZM17 248L15 247V250H16ZM36 249V248H35ZM39 249V250H38ZM80 249V250H81ZM84 249H82L81 250V252H80V250H79V247H78V253L83 257V254H85L86 255V253H87V249L85 250L86 251V253H84L83 252V250ZM89 249V248H88ZM201 249V250H200ZM202 249L204 250L203 252H202V257L199 255V253H201V251H202ZM228 249V248H227ZM14 249H13V251H15ZM43 250V251H42ZM48 250V249H47ZM60 250V251H61ZM105 250H107V251H105ZM31 251H29V253L31 252ZM40 252V253H38V252ZM88 251H90V250H88ZM116 251V250H115ZM199 251V252H198ZM8 252V253H7ZM49 252V251H48ZM59 252V251H58ZM69 252H70V250H69ZM74 252H77V250H75V248H74V251H72L71 250V253H73L72 255L75 257V255H74ZM83 252V253H82ZM110 252H111V250H110ZM122 252V253H121ZM4 253V254H5ZM15 253H16V251H15ZM13 254L14 255V259L12 258L13 257V255H12V257L10 258L11 259V261H10V259H9V257H7L9 260V263L8 264H10V263H12L13 264V262L15 261V263H20V264H22V263H24V262H22V259L20 258V259H17L18 257L16 256V254ZM23 254H24V252H22ZM89 253V252H88ZM87 253V255L86 256H88L89 254ZM113 253V252H112ZM213 253V254H212ZM32 254V255H33ZM36 254L38 255L37 257H35L36 256ZM50 254V253H49ZM49 254H47V255H49ZM69 253H67V255H68ZM92 254V253H91ZM102 254H100V256L102 255ZM104 254H103V256H102V261L100 260V264H106L107 262H109V263H107V264H113V262H115V263H117L116 261H114V260H112V259H108L107 257H104ZM145 254H147L146 255V257H145ZM173 254V257L171 256ZM241 254H242V252H241ZM1 255V254H0ZM3 255V254H2ZM47 255L45 256V258L47 257ZM84 255V256H85ZM95 255V254H94ZM99 254H97V256H98ZM112 255V254H111ZM195 255H199V256H197V259H196V257H195ZM205 255V256H204ZM217 255V256H216ZM27 256V259L25 260H23V261H25V262H28L29 263V260H31V258L28 260V257ZM68 256H71V255H68ZM108 256L110 257V254H108ZM175 256V257H174ZM203 256H204V258H203ZM214 256V257H213ZM224 256V255H223ZM1 257V256H0ZM4 257H6V255L4 256ZM50 257H51V255H50ZM55 257H56V255H55ZM55 257H53V258H51V259H53L52 261H54V258ZM105 259H104V258ZM113 257V256H112ZM127 257V256H126ZM253 257V256H252ZM259 257V256H258ZM257 257V258H258ZM6 258V259H7ZM26 258V257H25ZM39 258H40V260H39ZM44 258V257H43ZM42 258V259H43ZM48 258H49V256H48ZM93 258L95 259V260H97L96 259V257H94L93 256ZM97 258H99V259H101L99 256L97 257ZM116 258V260H118L119 261V259L117 258V257H115ZM114 258V259H115ZM201 260H200V259ZM225 258V257H224ZM250 258V257H249ZM248 258V260H246V263H248L247 261H249V260H252V258H250L249 259ZM5 259V261H6V264H7V260ZM17 259V260H16ZM50 259V260H51ZM56 259H58L59 260V258L58 257H56L55 258V261L57 262V260ZM62 259V258H61ZM69 259V261H72V260H70V259H73V262L75 261L76 262V260L78 261V259H80L79 257L78 258H73V257H70V258H68ZM99 259H98V261H99ZM107 259H108V261H107ZM126 259H128V258H126ZM195 259V260H194ZM206 259V260H205ZM220 259V258H219ZM228 259V258H227ZM259 259V258H258ZM3 260V259H2ZM19 260V261H18ZM28 260V261H27ZM65 260V259H64ZM86 261H87V259H85ZM84 260V261H85ZM90 260H92V262H93V259L92 258H90ZM89 259H88V261H87V263L89 264L90 261ZM122 261H124L123 259H121ZM146 260V259H145ZM205 260V261H204ZM212 260H214V261H212ZM230 260H231V258H230ZM13 261V262H12ZM38 261V262H37ZM55 261L53 262V264H57V263H55ZM80 261H83V260H79L78 262H80ZM103 261H104V263H103ZM107 261V262H106ZM122 261H119L120 263H126L125 261L124 262H122ZM130 261V260H129ZM202 261V262H201ZM209 261V260H208ZM218 261V260H217ZM254 261V258H253V260H252V262ZM1 262V261H0ZM31 263L30 264H33V262L34 261H30ZM41 262V263H40ZM59 262L62 264L63 262H61V260H59ZM74 262V263H75ZM106 262V263H105ZM111 262V263H110ZM118 262V263H119ZM145 262H147V260L145 261ZM200 262V263H199ZM211 262H214V263H211ZM225 262V261H224ZM251 262V261H250ZM17 263V264H18ZM52 262H50V264H51ZM86 263V262H85ZM97 263V262H96ZM117 263V264H118ZM119 263V264H120ZM149 263H145V264H149ZM228 263V262H227ZM240 263V262H239ZM3 264V263H2ZM26 264V263H25ZM59 264V263H58ZM71 264H73V263H71ZM78 264V263H77ZM91 264H95V263H91ZM98 264V263H97ZM129 264V263H128ZM206 264V263H205ZM242 264V263H241ZM251 264H253V263H251Z\"/></svg>","mask_w":264,"mask_h":264}]
</instances>
